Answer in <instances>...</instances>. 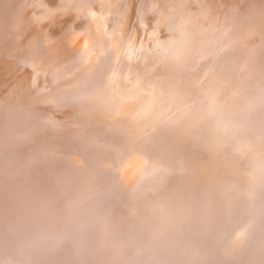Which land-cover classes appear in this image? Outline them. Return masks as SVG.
Masks as SVG:
<instances>
[{
    "label": "rangeland",
    "instance_id": "374dc122",
    "mask_svg": "<svg viewBox=\"0 0 264 264\" xmlns=\"http://www.w3.org/2000/svg\"><path fill=\"white\" fill-rule=\"evenodd\" d=\"M21 0H0V80H1V82H0V159H2V158H4V163H5V165H3L2 167L3 168H1V165H0V172H3V170H5V171H7V172H11L12 170H14V169H16L17 170V167H18V170H21L22 169V171L24 172V170H25V172H24V174H25V176H26V178L28 179H30L33 183H36V184H39V183H41V181H42V178H43V174H44V172L43 171H48V170H52V168L55 166L56 167V162H55V157H57L56 155L57 154H59L58 153V151L59 152H61V150L63 151V147H64V145H66L65 146V150H68V147L69 146H74V150H76V152L73 150V149H71L72 150V152H75V153H73L72 154V156H75V155H77V156H75V158L76 159H78V160H76L75 161V163L74 164H72L71 163V165H73L74 166V168H76L77 166L79 167H77L76 169H73V166L71 167V169H73L72 170V172L74 173H72L74 176L76 175H78L77 173H79V176H80V182H78V185L79 184H82V185H77V184H75L74 185V187H76V189L73 187V184H71V185H69V186H67L66 187V189L65 190H67V193H64L63 191H61V190H58V189H56V188H54V190L51 192V196H53V197H51V199H56L57 197H61V198H67V200H68V198H69V200L71 199V201H73V202H71V204H74L75 202H76V204H74L75 206L76 205H78L77 207H80L81 206V208H82V211H81V213L80 214H78L77 215V217L75 216V217H73L71 220H70V224L68 225V227L69 228H67L66 227V231H62V232H59L58 234H54V235H52V236H50V237H46L45 239L44 238H42V239H40V240H38L37 241V243L35 244V245H37V244H39L40 246V248H42L43 247V249H41V250H39L40 248L38 247V245L37 246H35V245H33V247H36L35 249H37V250H35L33 247L27 252L29 255H28V258L26 259L25 257H16V258H14V257H12V259H8V262H9V264H50V263H48L49 262V260L51 261V264H55L56 262H58V263H56V264H60V263H62V261L60 260V259H62L63 260V262L64 263H62V264H76L77 263V259H78V263L77 264H97V262H98V264H109L110 262H113L112 264H115L116 262V264H128L129 263V261H130V263H131V260H132V263L133 264H180V263H182V264H210L211 262V264H227V263H225V262H229L228 264H235L238 260V263H236V264H264V255H263V252L262 251H264V248H263V246H264V235H263V237H262V235L261 234H264V148H262V146H264V129L262 130V128L264 127V111H261L258 115H257V117H258V119L259 120H252V121H248V123L249 124H247L248 125V127H247V125H245L243 122L245 121V118L242 120V121H240L241 120V118L242 117H240V116H236V115H232V114H225V116H224V114H222L221 112H222V109H223V106H222V104H221V102H218V100L220 101L221 100V95H220V93L216 90H212L211 89V86H210V84L209 83H202L201 84V86H202V90H200V88L199 87H201L200 86V80L202 79V75H203V73L202 74H200L201 72H202V69L204 68V67H202V66H204L205 65V62L204 61H202L203 60V58H202V56H201V54L199 55V54H197V53H194V55H192V57L190 56V57H188V58H186L185 60L184 59H182L183 61H187V62H189L188 64L186 63H181L182 65H180V66H178L177 68H175L176 69V71H174L173 73H175L174 74V76L176 77V79H175V77H173V76H171V73H172V70L174 69V65H175V63L174 62H169V63H166L165 62V56L163 55V53H159V51H152V52H149V53H146V56H147V58H145L144 59V62H141V66L144 68L142 71H143V73L144 72H146V75L148 76V77H150V79L152 80V81H154V82H156L157 80H159V79H161V78H163V80L164 81H167V80H169V79H171L172 77H173V79H171L170 80V83L171 82H176L175 84L173 83V84H170L169 86L167 85V83H166V85L168 86V87H166L163 91H165V92H158V93H160V95L158 94V97H162V99H163V102H160L159 100H160V98H159V100H158V97L156 96V98H154L153 97V95H152V99L150 98L151 96H149L148 98H147V101H146V95H145V97H144V95H143V98H142V96L139 98V100L137 101V100H133V101H131V103L134 105L135 103H136V109H134L133 110V112H130L126 117H124V116H115L114 115V113H113V111H111L110 109L109 110H106V113L107 114H104V115H102L101 117H100V119L99 118H96V123H98L97 125H98V127H91V125H89V124H87V122L88 121H91V117L90 116H95V112L93 111L92 113H88L87 111H88V109L87 108H92V106H91V104L93 105V102H91L90 100H88L87 99V97L86 96H81V94L82 93H87V92H89L90 91V87H91V82H90V80H89V78H91V81L93 82V83H100L99 81L97 82V81H94V80H99V78L101 77V75H102V73H101V75H100V73H98L97 74V76H96V71H91V73H92V75L90 76V70H89V68L88 69H86V68H82V67H79V69L76 71V72H78V76H73L72 78H68V79H60V76H61V78H64L63 76H65L66 74H72V69L70 68L71 66H68L67 68H65V67H58V68H54V67H50L49 69L48 68H45L42 64H40V61L43 59V58H45V53H46V51L48 50V48H49V46H48V44H45V43H43V42H46L45 40H44V38H41V37H38L37 35H36V33H33L32 31H34L35 32V28L34 27H32V25H30L29 26V24H34L35 22L36 23H38L40 20L41 21H44V14H41L42 12H38L39 11V8L42 6V5H46L47 4V1L48 0H28V2H27V0H25V3L23 2L24 0H22V2L24 3H22V2H20ZM45 1V2H44ZM60 1V2H59ZM73 0H65V2H64V0H58V2H56L58 5H55V7H54V5H53V7L54 8H52V7H50V8H52V10L54 11V12H58V10H59V12H61V11H64L66 8V6L65 5H63L64 3L66 4L67 2V4L69 5V4H71V2H72ZM106 2H105V4L103 5L104 7H103V11H102V15L100 14V16L101 17H104L105 19L107 18V19H111L112 17H113V15L114 14H112V12H109L110 10H111V8H109V5H110V3H112V1L111 0H105ZM110 3H109V2ZM133 1V0H132ZM64 2V3H63ZM134 2V1H133ZM3 3V4H2ZM17 3H18V6H17ZM35 3V4H34ZM42 3V4H41ZM55 3V4H56ZM59 3H61V5L59 4ZM10 4V5H9ZM22 4V5H21ZM30 4L33 6V8H32V6L30 7V9H28L29 8V6H30ZM34 4V5H33ZM66 4V5H67ZM36 5H41L40 7L39 6H36ZM106 5H107V7H106ZM20 6V7H19ZM21 6H22V9H20L21 8ZM64 8H63V7ZM15 7V8H14ZM8 8V9H7ZM14 8V9H13ZM32 8V9H31ZM57 8V9H56ZM106 8H108L107 10H106ZM13 9V10H12ZM16 9V10H15ZM19 9V10H18ZM27 9H28V11H27ZM62 9V10H61ZM64 9V10H63ZM21 10V11H20ZM30 10V11H29ZM37 11L35 14L36 15H34L33 13L35 12V11ZM61 10V11H60ZM77 10V9H76ZM7 11V12H6ZM19 11V12H18ZM32 11V12H31ZM6 12V13H5ZM9 12V13H8ZM16 12V13H15ZM24 12V13H23ZM27 12V15L25 14ZM75 12H77V11H75ZM105 12V13H104ZM109 12V14H106V13H108ZM29 13V14H28ZM23 14H25V15H23ZM34 16H33V15ZM41 14V15H40ZM105 14V15H104ZM15 15V16H14ZM6 16V17H5ZM8 16V17H7ZM14 17V19H13V17ZM24 16V17H23ZM26 16V17H25ZM28 16H30L29 18H32V16H33V18L34 19H29L28 18ZM108 16H111L110 18L108 17ZM135 16L136 15H130V18H129V20L126 22V26H125V29H126V31H129V28H131V27H134V26H136L139 22L135 19ZM24 19H23V18ZM36 17V18H35ZM39 17H41V18H39ZM87 17V16H86ZM117 18V14H116V16L114 15V17H113V19H111L110 21H112L111 23H109L110 21H105V23H104V26H103V28L104 27H106V26H108L109 27V25L110 24H112L113 22H115L116 21V19H114V18ZM7 19V20H5V19ZM11 18V19H10ZM18 19V20H17ZM20 19L22 20V21H24V22H22V21H20ZM26 19V20H25ZM36 19V20H35ZM91 18H88V19H85L84 20V23H82V25H80V30L78 29V27H77V31H76V33H75V35H76V38L75 39H73V42H74V47L76 46V47H80L81 45L80 44H82V45H84V48H85V50H87V48H89V49H91L92 47H91V42H92V39H89V38H91L90 36H89V32H87L88 31V29H89V25L91 24V23H93V25H95L94 24V22H95V20L93 21V20H90ZM14 20V21H13ZM33 20H35L34 22H33ZM86 20H87V22H86ZM7 21V22H6ZM19 21V22H18ZM40 21V22H41ZM18 22V23H17ZM88 22H90L89 24H88ZM101 22L103 23V21L101 20ZM22 23H24L27 27H28V29L26 30V28L27 27H25V25L23 24V26H22ZM99 23V24H98ZM17 24H18V26H17ZM20 24V25H19ZM107 24V25H106ZM2 25V26H1ZM4 25V26H3ZM11 25V26H10ZM96 25H101V23L99 22V21H97V24ZM95 25V26H96ZM103 25V24H102ZM101 25V26H102ZM34 26V25H33ZM48 26V25H47ZM60 26H63V25H60ZM143 23H142V25L140 24L139 25V27L138 26H136V27H134L133 28V30H135V31H133V32H137L136 34L135 33H133V34H131V37H129V36H125V41H123L124 40V36H123V31H122V29H121V27L119 28V29H117L116 31H117V36L116 37H119V40L118 41H120L122 44H121V47H119L120 45V43L119 42H117V46H118V48L120 49L119 51L121 52H123L124 51V49H125V47L127 46V50L125 51V52H127V53H130L129 54V57L130 56H132L133 54H135L136 53V51H135V48L136 47H138L137 46V44L139 45V42H140V39H141V37L145 40V35L144 34H142V31H143ZM18 29H17V28ZM57 27H59V25H57ZM88 28V29H86V28ZM10 28V29H9ZM32 29V31H31V29ZM34 28V29H33ZM51 27H49V28H47V30H45V32H47L48 30V33L50 34V32H53L54 31V28H51ZM85 28V29H84ZM110 28V27H109ZM138 28V29H137ZM140 28H141V30H140ZM20 29V30H19ZM53 29V30H52ZM55 29H57V32H60L61 33V31H59L58 30V28H55ZM81 29H83V30H81ZM105 29V28H104ZM121 29V30H120ZM25 30V31H24ZM30 30V31H29ZM79 30V31H78ZM102 30V29H101ZM6 31V32H5ZM80 31H81V33H80ZM115 31V32H116ZM138 31H139V33H138ZM4 32V33H3ZM8 32V33H7ZM14 32V33H13ZM18 32V33H17ZM26 34H25V33ZM79 32V33H78ZM84 32V33H83ZM118 32H120L121 33V35H119V33ZM8 34V35H6V34ZM24 33V34H23ZM33 33V34H32ZM38 33H40V32H38ZM53 33H55V32H53ZM53 33H52V37H57L58 35V33L57 34H54V36H53ZM78 33V34H77ZM10 34V35H9ZM16 34V35H15ZM21 34H22V36H21ZM29 34H30V36H29ZM62 34V33H61ZM85 35V37H84V35ZM135 34V35H134ZM141 36H139V35ZM155 34V33H154ZM154 34L151 36V40H150V43L152 42V41H157L158 40V35L157 36H154ZM15 35V36H14ZM57 35V36H56ZM64 36H62V38L63 37H66L65 36V33L63 34ZM69 35H70V32H69ZM77 35H79V36H77ZM144 35V36H143ZM19 36V37H18ZM24 36H26L24 39L26 40L27 38L29 39V42H28V40H27V42H26V44L24 45V46H20L18 43V41H19V39H21V38H23ZM45 36V33L43 34V36L42 37H44ZM120 36L122 37L121 39H123V40H120ZM139 36V37H138ZM9 37V38H8ZM13 37V38H12ZM21 37V38H20ZM33 37H34V41H33ZM54 37V39H56ZM67 37H70V36H67ZM85 39H84V38ZM132 37H137L136 38V40L134 39V38H132ZM17 38V39H16ZM36 39V40H35ZM80 39H82V40H80ZM84 39V40H83ZM128 39V40H127ZM3 40V41H2ZM32 40V41H31ZM50 40V39H49ZM59 40V39H58ZM57 39H56V41H58ZM138 40V41H137ZM144 40H143V42H142V44H140L139 45V47H141V46H143V44H144ZM4 41H6V42H4ZM17 41V42H16ZM123 41V42H122ZM127 41H128V43H127ZM130 41V42H129ZM3 42V43H2ZM8 42V43H7ZM13 42V43H12ZM21 42V41H20ZM33 42H34V44H33ZM50 42H52V41H50ZM53 42H55V40L53 41ZM52 42V43H53ZM83 42V43H82ZM132 42V43H131ZM15 43V44H14ZM47 43V42H46ZM58 43V42H57ZM77 43H80V44H77ZM93 43H94V41H93ZM4 44V45H3ZM32 44V45H31ZM126 44V45H125ZM129 44V45H128ZM263 44H264V39H263ZM262 44V46H260L261 48L259 49L260 50V53L263 51L264 52V49H262V48H264L263 45ZM7 46V48H6V46ZM46 47H45V46ZM52 45V44H51ZM55 45V44H54ZM35 46V47H34ZM40 47V49L41 50H37V49H39V47ZM44 46V47H43ZM129 46H131V47H129ZM134 46V47H133ZM4 47H5V49H4ZM19 47V48H18ZM23 47V48H22ZM36 47H37V49H36ZM130 49H129V48ZM133 47V48H132ZM18 48V49H17ZM45 48H47L46 49V51H45ZM20 49V50H19ZM30 49V50H29ZM11 50V51H10ZM34 50V51H33ZM20 51V52H19ZM31 51V52H30ZM37 51V52H36ZM161 51H162V49H161ZM1 52H2V54H1ZM35 52V53H34ZM40 52V53H39ZM190 53H192L193 51H189ZM4 53V54H3ZM7 53V54H6ZM10 53V54H9ZM16 53H17V58H16ZM25 54V55H24ZM27 54V55H26ZM6 55V56H5ZM8 55H10L9 57H8ZM36 55V58H34V56ZM43 55V56H42ZM23 56H25L24 58H23ZM40 56L42 57V58H40ZM195 56V57H194ZM255 55L253 54V58L254 59H252V61L253 60H255V57H254ZM5 59H4V58ZM22 57V58H21ZM128 57V58H129ZM199 59H201V60H199ZM201 57V58H200ZM250 58V56H246V58ZM263 57H264V53H263ZM3 58V59H2ZM10 59H12V60H10ZM26 59V60H25ZM28 59V60H27ZM32 59V60H31ZM37 59V60H36ZM2 60V61H1ZM9 60V61H8ZM15 60V61H14ZM25 60V61H24ZM192 60H193V62H195V65H196V67H191V66H189V64H193V62H192ZM5 61V62H4ZM26 61H27V63L29 64H27L26 63ZM256 61V60H255ZM24 62L27 64H25V66H24ZM198 62V63H197ZM7 63H9V64H7ZM13 63V64H12ZM132 63V62H131ZM6 64V65H5ZM20 64V65H19ZM21 64H22V66H23V68H22V66H21ZM31 64V65H30ZM39 64H40V66H39ZM135 64V63H134ZM200 64V65H199ZM257 64V63H256ZM35 65V66H34ZM184 65V66H183ZM186 65V66H185ZM258 65V64H257ZM10 67V69H9V67ZM28 68H27V67ZM42 66V67H41ZM176 66V65H175ZM188 66V67H187ZM4 67H7V68H4ZM18 67V68H17ZM26 69H25V68ZM3 68V69H2ZM20 68H21V70H20ZM60 68V69H59ZM133 68H134V70H135V65H133V64H131L129 67H128V71H134L133 70ZM193 68H194V70L196 69V68H198V69H196V71H198V73H196L195 75H194V73H192V71H194L193 70ZM9 69V70H8ZM19 69V70H18ZM24 69V70H23ZM30 69V70H29ZM33 71H32V70ZM37 69V70H36ZM56 69V70H55ZM83 69V70H82ZM131 69V70H130ZM191 69V70H190ZM263 70H264V68H262ZM261 69V70H262ZM2 70H3V72H2ZM4 70H6L5 72H4ZM17 70V71H16ZM27 70V71H26ZM29 70V71H28ZM36 70V71H35ZM52 71L53 72V74L50 72V71ZM65 70V71H64ZM81 70V71H80ZM87 70V71H86ZM204 70V69H203ZM23 71V73H24V75H23V73H21ZM32 71V72H31ZM187 73V75H186V73ZM16 72V73H15ZM30 72V73H29ZM44 74H43V73ZM81 72V73H80ZM84 72V73H83ZM181 72V73H180ZM21 73V74H20ZM28 73V75H26V74ZM33 73V74H32ZM40 73V74H39ZM157 73H158V76H157ZM192 75H191V74ZM263 74H264V71L262 72ZM12 74V75H11ZM14 74V75H13ZM38 74L40 75V76H38ZM52 74V75H51ZM56 74V75H55ZM58 74V75H57ZM73 74H75L74 72H73ZM104 74V73H103ZM109 73H106V74H104V76L102 75V77L100 78L101 80L102 79H104V80H102V81H104V82H102L101 81V83L102 84H106V83H108L109 84V80H108V78L109 79H111L110 77H111V74L110 75H108ZM185 74V75H184ZM190 74V75H189ZM23 77H22V76ZM31 77H30V76ZM34 77H33V76ZM36 75V76H35ZM55 77H54V76ZM60 75V76H59ZM87 75V76H86ZM89 75V76H88ZM107 75V77H105ZM200 75H201V79H200ZM3 76V77H2ZM11 76H13V77H15V78H13V77H11ZM84 76V77H83ZM95 76L97 77V78H95ZM110 76V77H109ZM181 76V77H180ZM185 76H186V79H185ZM189 76V77H188ZM198 76V77H197ZM27 77V78H26ZM38 77V78H37ZM50 77V78H49ZM104 77V78H103ZM177 77H179V79L177 78ZM183 77H184V79H183ZM24 80H23V79ZM37 80H36V79ZM40 78V79H39ZM52 78H54V79H52ZM88 78V79H87ZM192 78V79H191ZM194 78L195 79H197V80H194ZM21 79H22V81H21ZM28 79V80H27ZM31 79V80H30ZM42 79V80H41ZM80 79H82V80H80ZM83 79L85 80V81H83ZM107 79V80H106ZM200 79V80H199ZM25 80H26V82H25ZM40 80H41V83H40ZM47 80H49V81H47ZM51 80V81H50ZM60 80H61V82H60ZM75 80H77V81H75ZM79 80V81H78ZM185 82H184V81ZM189 80V81H188ZM14 81V82H13ZM64 81V82H63ZM75 81V82H74ZM91 83L90 85H89V82ZM105 81H106V83H105ZM192 81H193V83H192ZM196 81V82H195ZM4 82V83H3ZM29 82H30V85H31V87H30V85H29ZM32 82V83H31ZM36 82V83H35ZM68 82H69V85H68ZM82 82V83H81ZM87 82V83H86ZM182 82H183V84H187L188 86H193V85H195L194 86V88L192 89V90H190L189 92H187V91H179L178 90V83H180V84H182ZM13 83V84H12ZM49 83V84H48ZM58 83H59V85H58ZM66 85H65V84ZM76 83V84H75ZM78 83V84H77ZM79 83H81L80 85H81V87H80V85H79ZM195 83V84H194ZM1 84H3V85H1ZM41 84V85H40ZM45 84H46V86H45ZM62 84H64V85H62ZM72 84H73V86H72ZM86 84V85H85ZM111 84V83H110ZM182 84V85H183ZM191 84V85H190ZM14 85H16V86H14ZM21 85V86H20ZM198 85H199V87H198ZM41 86V87H40ZM52 86V87H51ZM58 86V87H57ZM63 86H65V87H63ZM66 86H70V87H66ZM88 86V88H86ZM92 86H93V84H92ZM173 86V88H171ZM2 87V88H1ZM9 87V88H8ZM14 87L17 89H14ZM21 87H23V88H21ZM34 87H35V89H34ZM54 87H55V89H54ZM59 87H61L62 89H64L63 91L61 90V88L59 89ZM84 87V88H83ZM196 87H198V90L196 89ZM27 88V89H26ZM58 88V89H57ZM71 90H70V89ZM83 88V90L85 91H83V90H81ZM206 88V89H205ZM12 89V90H11ZM69 89V90H68ZM133 89V88H132ZM177 89V90H176ZM16 90V91H15ZM26 90H27V92H26ZM32 90H34V91H32ZM36 90V91H35ZM52 90H54L53 91V93H55V94H53L52 93V96L50 95L51 94V92H52ZM58 90H59V94L60 95H58ZM61 90V91H60ZM172 90H174V91H172ZM194 90H195V92H194ZM197 90V91H196ZM210 90V91H209ZM29 91H30V93H29ZM51 91V92H50ZM67 91V95H66V92ZM83 91V92H82ZM133 91H135L134 89H133ZM167 91L168 92H170V94H169V96H168V93H167ZM172 91V92H171ZM176 91V92H175ZM22 92V93H21ZM26 92V93H25ZM63 94H62V93ZM207 92H209V93H207ZM20 93V94H19ZM32 93H33V95H32ZM35 93V94H34ZM50 93V94H49ZM74 93V94H73ZM129 93V92H128ZM164 93H166V94H164ZM195 93V94H194ZM207 93V94H206ZM11 94V95H10ZM45 94H47L48 96H46ZM73 94V95H72ZM77 94V95H76ZM79 94V95H78ZM162 94V95H161ZM171 94H172V96H171ZM177 94V95H176ZM181 94V95H180ZM24 95V96H23ZM35 95V96H34ZM37 95H39V96H37ZM41 95V96H40ZM56 97V100H54L53 99V97L54 96ZM63 95H64V98H63ZM166 95V97L164 98V96ZM196 95V96H195ZM50 96L52 97V99L50 98ZM61 96V97H60ZM73 98V101H71L70 100V98ZM72 96V97H71ZM76 96V97H75ZM78 96H80V98H79V100H78ZM187 96V97H186ZM195 96V97H194ZM9 97V98H8ZM20 99H19V98ZM27 97V98H26ZM40 99H39V98ZM44 99H43V98ZM50 98V99H47L46 100V98ZM61 98V99H59V98ZM65 97H66V100H67V97L69 98L68 100L69 101H71V102H69L70 103V106L72 105L73 106V108H71V107H67L68 105H67V103L66 104H64V100H65ZM170 97V98H169ZM171 97H172V99H171ZM186 97V98H185ZM212 97H213V99H212ZM3 98V99H2ZM63 98V99H62ZM74 98H77L76 100L74 99ZM141 98H142V100H141ZM167 98H169V99H167ZM183 98H185V99H183ZM196 98V99H195ZM206 98H207V100H206ZM14 99V100H13ZM42 99V100H41ZM86 101H85V100ZM161 99V100H162ZM171 99V100H170ZM13 100V101H12ZM28 102H27V101ZM37 100V101H36ZM43 100H46V102L44 101L43 102ZM58 100V101H57ZM59 100L61 101V102H59ZM67 100V101H68ZM176 100H178V101H176ZM201 100V101H200ZM21 101V102H20ZM41 101V102H40ZM49 101H53V102H49ZM54 101H57L56 102V104L54 103ZM77 101L79 102L78 103V105L81 103V105H79V106H82L83 107V109L84 110H82L81 108L82 107H80L79 108V106L77 105L76 106V104H77ZM192 101H193V104H192ZM202 101H204V102H202ZM12 102H13V104H12ZM40 102V103H39ZM63 102V103H62ZM179 102V104H177V103ZM208 102H210V104L212 105L211 106V108H209L208 109V111H210L211 112V114H212V116H217L218 118V120L216 121V123L217 124H215L214 125V127L212 126L211 128H212V131H215L216 133H215V135L218 137V139H216V136L213 138V140L211 141V140H209V139H205V138H203L202 136V134H199L198 132H197V128L199 127L195 122H197L198 121V117H195L196 115L198 116V111L197 110H199V108L200 107H206V105L208 104ZM212 102H213V104H212ZM27 103V104H26ZM30 103V104H29ZM49 103H52V105L51 104H49ZM54 103V104H53ZM58 103H62L61 105L62 106H64L65 108H63V107H61V108H59L61 105L60 104H58ZM86 103H87V105H86ZM186 103V104H185ZM219 103V104H218ZM29 104V105H28ZM37 104H38V106H37ZM73 104H75V105H73ZM172 104V105H171ZM185 104V105H184ZM196 104V105H195ZM13 105H15V106H13ZM32 105V106H31ZM49 105V106H48ZM58 105V106H57ZM90 105V106H89ZM178 105V106H177ZM187 105V106H186ZM220 105V106H219ZM28 106V109H26L25 107H27ZM30 106V107H29ZM52 106V107H51ZM76 106V107H75ZM177 108H176V107ZM15 107H16V109H15ZM36 107V108H35ZM46 107V108H45ZM80 109V111L78 110V108ZM172 107H174V109L172 108ZM184 107V108H183ZM189 107V108H188ZM219 107H220V109H219ZM182 109V111H180L181 109ZM185 108H187L186 110H185ZM192 108V109H191ZM32 109V110H31ZM178 109V110H177ZM211 109V110H210ZM21 110V111H20ZM24 110V111H23ZM31 110V111H30ZM49 110V111H48ZM82 110V111H81ZM206 110H207V108H206ZM8 111H10V112H8ZM15 111V112H14ZM47 111V112H46ZM51 111V112H50ZM22 112V113H21ZM38 114H37V113ZM57 112V113H56ZM100 111H98L97 113H99ZM175 112V113H174ZM180 112V113H179ZM17 115H16V114ZM24 113H25V115H24ZM28 113V114H27ZM44 113V114H43ZM59 113V114H58ZM86 113V114H85ZM95 113V114H94ZM134 113V114H133ZM174 113V114H173ZM185 113H186V115H185ZM89 114V115H88ZM92 114H94V115H92ZM173 114V115H172ZM177 114V115H176ZM219 114V115H218ZM26 117V120H25V117ZM34 115V116H33ZM38 115V116H37ZM43 115V116H42ZM86 115H88V116H86ZM189 115V116H188ZM261 115V120H260V118H259V116ZM31 116V117H30ZM36 116V117H35ZM41 116V117H40ZM52 116V117H51ZM132 116V117H131ZM182 116V117H181ZM221 116H223V117H221ZM22 117H24V118H22ZM35 117V118H34ZM37 117H39V118H37ZM96 117H99L98 115H96ZM102 117H104L103 119L104 120H102ZM226 117V118H225ZM240 117V118H239ZM34 118V119H33ZM95 118V117H94ZM130 118V119H129ZM187 118V119H186ZM221 118V119H220ZM226 120H225V119ZM38 119V120H37ZM262 119H263V121H262ZM35 120H37V122L35 121ZM187 120V121H186ZM224 120V121H223ZM231 120H232V123H231ZM236 122H235V121ZM33 121H35V123L33 122ZM226 121V122H225ZM255 123H254V122ZM260 121L261 122H263V123H260ZM43 122H45V123H43ZM48 122V123H47ZM178 122V123H177ZM183 122V123H182ZM193 124H192V123ZM234 122V123H233ZM238 122V123H237ZM12 123V124H11ZM70 123V124H69ZM188 123V124H187ZM222 123H224L223 125H222ZM229 123V124H228ZM230 123H231V125H230ZM253 123V124H252ZM256 123H257V125H256ZM24 124H26V125H24ZM201 124V123H200ZM259 124H261V125H259ZM100 125V126H99ZM142 125V126H141ZM180 125H182L181 127H180ZM192 127H191V126ZM202 125V124H201ZM228 125V126H227ZM234 125V126H233ZM241 125V126H240ZM253 125H255V127L256 128H253L254 126ZM172 126V127H171ZM184 126H186V127H184ZM187 126H188V129L186 130L185 128H187ZM232 126V127H231ZM52 127V128H51ZM173 127H175L177 130H175V128H173ZM182 127H183V130H182ZM189 127H191V128H189ZM262 127V128H261ZM31 128V129H30ZM39 128V129H38ZM43 128V129H42ZM95 128H97V130L95 129ZM196 130H195V129ZM200 128V127H199ZM229 128V129H228ZM230 128H231V130H230ZM261 128V129H260ZM4 129V130H3ZM17 129V130H16ZM60 129V130H59ZM137 129H140V130H137ZM161 129H162V131H164L165 132V134L167 133V135H168V138H166L167 137V135H162V134H164V133H162L161 134ZM181 131H180V130ZM184 129H185V131H184ZM192 129V130H191ZM222 129V130H221ZM238 129V130H237ZM258 129L260 130V131H258ZM31 130V131H30ZM33 130V131H32ZM57 130H59L60 131V133H59V131H57ZM109 130V132L108 133H106L107 131ZM112 130H114V131H116V133L113 135L112 134V137L111 136H109L108 134H110L111 135V131ZM143 130V131H142ZM228 130V131H227ZM15 131H16V133H15ZM49 131V132H48ZM169 131H170V133H169ZM256 131V132H255ZM14 132V133H13ZM76 132V133H75ZM105 132V133H104ZM111 132V133H110ZM119 132V133H118ZM160 132V133H159ZM171 132H172V135H171ZM182 132V133H181ZM184 132H186L185 134H184ZM232 132V133H231ZM243 132V133H242ZM253 132V133H252ZM262 132V133H261ZM60 134V135H58V134ZM106 134V135H104V134ZM171 135H169V134ZM224 133V134H223ZM258 133V134H257ZM17 134V135H16ZM40 134H43V136L41 137V139H39L40 137H38ZM91 134H92V136H91ZM123 134V137L121 138V137H118L119 135L121 136ZM132 134V135H131ZM133 134H134V136H133ZM184 134V135H183ZM248 134V135H247ZM88 135H90V136H88ZM115 135H116V137H115ZM156 135L159 137V135H160V137H159V140H158V137H156ZM162 135V136H161ZM199 135H202V136H199ZM244 135V136H243ZM62 136V137H61ZM67 136V137H66ZM80 136V137H79ZM87 136V137H86ZM105 136H107V137H105ZM114 136V137H113ZM131 136H132V138H131ZM149 136V137H148ZM154 136H155V138H154ZM242 136L244 137V138H242ZM250 136V137H249ZM258 136H259V138H258ZM91 137V138H90ZM97 137V138H96ZM125 137V138H124ZM193 137V138H192ZM213 137V136H212ZM220 137V138H219ZM246 137V138H245ZM251 137H253L252 139H251ZM263 139H262V138ZM63 138H64V140H63ZM66 138H68V139H66ZM76 138V139H75ZM87 139V138H89V140H90V142H89V140H87V141H85V139ZM94 138V140H96L97 141V143H96V141H91L92 139ZM115 138V139H114ZM118 138H121L120 139V141H119V139ZM126 138H128V140H126ZM137 138V139H136ZM249 140H248V139ZM261 138V139H260ZM75 139V140H74ZM106 139H109L110 141L109 142H111V143H109L108 142V144H107V141L108 140H106ZM118 139V140H117ZM123 139V140H122ZM124 139H125V141H124ZM151 140L152 139V141L153 142H155V140H156V142L154 143V145H153V142H150L151 144H149V145H152L151 147V149H152V151L151 150H149L148 148H147V146L145 147V148H143V146H145V145H143V144H146V142H147V140ZM163 139H168L167 140V142H166V140H163ZM174 139H176V140H174ZM186 139V140H185ZM214 139H216L217 141L215 142L214 141ZM225 139V140H224ZM242 139V140H241ZM254 139V140H253ZM59 140H61V142L59 141ZM65 140H67V141H65ZM68 140H70L71 142H68ZM72 140H73V143H72ZM103 140H105V141H103ZM138 140V141H137ZM172 142H171V141ZM184 140V141H183ZM222 140V141H221ZM234 140V141H233ZM238 140V141H237ZM246 140V141H245ZM248 140V141H247ZM261 140V141H260ZM57 141H59V143L57 142ZM63 141V142H62ZM79 142V143H77V142ZM84 141V142H83ZM117 141H119L120 143H118ZM127 141V142H126ZM130 141V142H129ZM227 141V142H226ZM236 141V142H235ZM253 142V143H251V142ZM262 141H263V143H262ZM17 142V143H16ZM27 142V143H26ZM56 144H54V143ZM67 142V143H66ZM74 142H76V144H74ZM87 142V143H86ZM94 142V143H93ZM99 142H100V145H98L99 144ZM106 142V143H105ZM113 142V143H112ZM117 143V146L115 145V149H117L118 147V149L119 150H115L114 149V144H116ZM123 142V143H122ZM165 142V143H164ZM239 142V143H238ZM247 142V143H246ZM22 143V144H21ZM58 143V144H57ZM64 143H66V144H64ZM86 143V144H91L90 146H84L83 147V145ZM94 144V146H93V144ZM104 143V144H103ZM170 143V144H169ZM174 143V144H173ZM52 144V145H51ZM59 144H61V145H59ZM85 144V145H86ZM102 144V145H101ZM122 144V145H121ZM166 144V148H168V149H166L165 151H164V145ZM178 144V145H177ZM179 144H181V145H179ZM240 144V145H239ZM242 144H245V146L244 145H242ZM249 144V145H248ZM76 145V146H75ZM78 145H80V149H82V147H83V149L86 151H84L83 149L82 150H80L79 149V146ZM108 145V146H107ZM111 145V146H110ZM170 145V146H169ZM171 145H173V146H171ZM202 145V146H201ZM13 146V147H12ZM53 146V147H52ZM91 146H93V147H91ZM99 147V148H97V147ZM162 146V147H161ZM179 146V147H178ZM259 146V147H258ZM58 147V148H57ZM61 147V148H60ZM86 147V148H85ZM87 147H88V149H87ZM90 147H91V149H90ZM97 148V151H94V150H96V148ZM110 147H112V148H110V151H109V148ZM117 147V148H116ZM170 147H171V149H170ZM183 147V148H182ZM197 147H198V149H197ZM261 147V148H260ZM54 148V149H53ZM70 148H72V147H70ZM77 148V149H76ZM93 148H95V149H93ZM106 148V149H105ZM108 148V149H107ZM160 148V149H159ZM180 148V149H179ZM182 148V149H181ZM246 148L248 149V150H246ZM5 149V150H4ZM47 149V150H46ZM59 149V150H58ZM79 149V150H78ZM101 149H102V151H101ZM111 149H112V152L115 150V152L114 153H112L111 152ZM177 149V150H176ZM195 149V150H194ZM258 149V150H257ZM9 150V151H8ZM11 150V151H10ZM13 150H15V152L13 151ZM18 150V151H17ZM64 150V151H65ZM77 150H78V152L79 153H77ZM90 150V151H89ZM92 150V151H91ZM107 150V151H106ZM136 150H138V151H136ZM143 150H144V152H146V154L145 153H143ZM171 152H170V151ZM183 150H186V151H184L183 153H186L187 155H185V154H183L182 153V151ZM191 150V151H190ZM221 150V151H220ZM245 150H246V152H245ZM261 150H263V151H261ZM6 151H8V152H6ZM12 151H13V153H12ZM80 151L81 152H83L82 154H85L86 155V157H84L85 155H82V158H80L79 156H81V153H80ZM106 151V152H105ZM121 151V153L120 154H118V155H116L117 154V152H120ZM134 151H136V152H134ZM155 151H157L156 152V154H154L155 153ZM161 153H160V152ZM175 151H176V154L178 153V155H176L175 154ZM188 151H189V153H188ZM224 151V152H223ZM240 151V152H239ZM250 151H251V153H250ZM10 152H11V154H10ZM68 152V151H67ZM90 153V154H88V153ZM109 152V153H108ZM111 152V153H110ZM137 152H139V154H137ZM150 152V153H149ZM192 152V153H191ZM208 154H207V153ZM254 152V153H253ZM256 152H258V153H256ZM9 153V154H8ZM15 153V154H14ZM94 153V154H93ZM135 153H136V155H135ZM143 155H142V154ZM160 153V154H159ZM172 153V154H171ZM203 153V154H202ZM244 153H246V155L247 154H250V156L249 155H245ZM5 154V155H4ZM78 154H80V155H78ZM95 154H97V155H95ZM105 154H108V156L107 155H105ZM113 154V155H112ZM126 154V155H125ZM130 154H132L133 156L135 155V156H137V158H138V156H139V158H138V164H136L137 162H136V160L133 158V156H131L133 159H134V161H133V163H132V161H131V159H127L126 157H128L129 158V155ZM145 154V155H144ZM148 154V155H147ZM158 154L159 155H163V159L164 160H160V158H158ZM181 154V155H180ZM206 156H205V155ZM255 154V155H254ZM259 154V155H258ZM3 155V156H2ZM8 155V156H7ZM10 155V156H9ZM16 155V156H15ZM110 155H112V156H110ZM156 155H157V158L155 159V157H156ZM169 155V156H168ZM173 155V156H172ZM174 155H175V157L177 158L178 156L180 157L179 159H174ZM258 155V156H257ZM6 156V157H5ZM87 156H89V157H87ZM107 156V157H106ZM116 156H117V158H116ZM121 156V158H119L118 159V157H120ZM124 156H126V157H124ZM134 156V157H135ZM144 156V157H143ZM146 156V157H145ZM151 156H153V157H151ZM169 157V158H166V157ZM171 156V157H170ZM190 156V157H189ZM195 156H196V158H195ZM201 156V157H200ZM260 156V157H259ZM11 159H10V158ZM16 157V158H15ZM48 157V158H47ZM84 157V158H83ZM98 158V157H100L99 159H92V158ZM105 157V158H104ZM110 157H112L111 159H110ZM205 157V158H204ZM226 157H227V159H226ZM245 157H246V159H245ZM250 157V158H249ZM258 157V158H257ZM43 158V159H42ZM74 158V157H73ZM74 158V159H75ZM86 158V160H84ZM89 158V159H88ZM104 158V159H103ZM124 158V159H123ZM141 158H142V160L144 161H142L141 162ZM150 158H152L151 160H149ZM173 158V159H172ZM181 158H182V160H181ZM198 158V159H197ZM201 158V159H200ZM239 158V159H238ZM7 159V160H6ZM21 159V160H20ZM93 161H92V160ZM105 159H107V160H105ZM108 159H109V161H111V160H113L111 163L108 161ZM118 159V160H117ZM171 159V160H170ZM242 159V160H241ZM249 159V160H248ZM21 161V162H19V161ZM47 160V161H46ZM84 160V161H83ZM97 160H98V162H97ZM116 162H115V161ZM129 160V161H128ZM176 160V161H175ZM188 160H190V162L191 163H189V161ZM202 160H206L205 162L204 161H202ZM244 160V161H243ZM245 160H246V164H245ZM252 160V162H249V161H251ZM259 160V161H258ZM86 161V162H85ZM92 161V162H91ZM101 161H102V163H101ZM119 161V162H118ZM126 163H124V162ZM139 161H140V163H141V165L139 164ZM53 162V163H52ZM54 162H55V164H54ZM79 162V163H78ZM80 162H82V163H80ZM91 162V163H90ZM96 162H97V164H96ZM105 162V163H104ZM107 162V163H106ZM118 162V163H117ZM122 162V163H121ZM134 162H135V164H134ZM164 162V163H163ZM171 162V163H170ZM255 162V163H254ZM7 163V164H6ZM20 163V164H19ZM94 163H95V165H94ZM113 163H116V164H118V165H114L113 166ZM145 163V164H144ZM175 163V164H174ZM184 163H185V165H184ZM204 163V164H203ZM254 163V164H253ZM263 165H262V164ZM9 164V165H8ZM14 164H15V166H14ZM78 164V165H77ZM81 164V165H80ZM98 164H100V165H102V166H98L99 168H105V169H109V170H106L105 171V169L103 170V172L105 171V173H103L102 172V174L103 175H101V173L99 174V172H98V170L97 171H95V168L97 167L96 165H98ZM103 164H105V165H109V166H105V165H103ZM112 164V165H111ZM129 164V165H128ZM143 164H144V168H145V170H143L144 168H143ZM188 164V165H187ZM197 164V165H196ZM230 164V165H229ZM260 164V165H259ZM22 165V166H21ZM40 165V166H39ZM92 165H93V167H92ZM126 165L127 166H129V167H126ZM134 165H136V166H134ZM137 165L139 166V167H137ZM146 165V166H145ZM175 165H177V166H175ZM250 165V166H249ZM253 165V166H252ZM255 165V166H254ZM20 166V167H19ZM39 166V167H38ZM85 166V167H84ZM91 166V167H90ZM105 166V167H104ZM123 166H125V167H123ZM130 166H134L133 167V172H132V169L130 170L129 168H132V167H130ZM174 168H173V167ZM50 167V168H49ZM95 167V168H94ZM114 169H113V168ZM118 167V168H117ZM136 167V168H135ZM241 167H244V169H242ZM117 168V169H116ZM119 168H120V170H119ZM126 169L127 168V170H123V169ZM135 168V169H134ZM141 168V169H140ZM176 168H177V170H176ZM184 168H186L185 169V171H184ZM188 168V169H187ZM191 168V169H190ZM84 171H83V170ZM173 169H175V170H173ZM234 169V170H233ZM252 169H253V172H252ZM254 169L256 170V172L254 171ZM78 172H77V171ZM94 170V171H93ZM111 170L113 171V172H111ZM118 170H119V172H118ZM137 170V172H138V170L139 171H144L145 173H141V172H138V173H140V174H138L137 172H135ZM192 170H194V171H192ZM236 170V171H235ZM243 170L245 171L244 173L245 174H247V181H246V175L243 173ZM38 171H39V173H38ZM86 171H87V173H86ZM90 172V174H89V172ZM93 171V172H92ZM102 171V170H101ZM107 171H109V172H107ZM128 171H130V172H128ZM195 171H197L196 173H195ZM217 171V172H216ZM233 171V172H232ZM238 171V172H237ZM250 171V172H249ZM85 172V173H84ZM95 172V173H94ZM109 173V174H107V173ZM121 172V173H120ZM123 172V173H122ZM124 172L125 173H127V174H125V176H123L124 175ZM183 172V173H182ZM215 172H216V174H215ZM242 172V174H239V173H241ZM43 173V174H42ZM81 173H82V175H81ZM97 173V174H96ZM115 173V174H114ZM118 173H120V174H118ZM133 173H134V175H136L137 176V178L140 180H138L137 178H134V176H132L133 175ZM136 173V174H135ZM177 173H179V174H177ZM194 173V174H193ZM213 173H214V175H213ZM249 173V174H248ZM37 174H39V175H37ZM42 174V175H41ZM107 174V175H106ZM111 174H112V176H111ZM118 174V175H117ZM138 174V175H137ZM174 174V175H173ZM214 176V178L213 177H211L212 175ZM236 174H237V176H236ZM251 174V175H250ZM253 174V175H252ZM72 175V176H73ZM92 175H94V177H96L95 179H94V177L92 176ZM116 175V176H115ZM131 175V176H130ZM141 175V176H140ZM173 175V176H172ZM192 175H193V177H192ZM197 175V176H196ZM242 175V176H241ZM244 175V176H243ZM83 176V177H82ZM88 178H87V177ZM99 176V177H98ZM118 176H123L122 178L121 177H118ZM135 176V177H136ZM138 176H140V177H138ZM145 176V177H144ZM148 176V177H147ZM179 176V177H178ZM191 176V177H190ZM241 176V177H240ZM248 176H249V180H248ZM254 177V179H253V177ZM41 177V178H40ZM85 177V178H84ZM102 177V178H101ZM103 177H104V179H103ZM107 177V178H106ZM111 178V179H109V178ZM126 177V178H125ZM133 177V180L135 181H133L131 178ZM143 179H142V178ZM162 177H163V179H162ZM173 177L175 178V179H173ZM212 179H211V178ZM238 177V178H237ZM245 177V178H244ZM3 178L5 179V176H3ZM89 180H87V179ZM92 178V179H91ZM100 178V179H99ZM116 178V179H115ZM117 178H120V180L122 179V181H120L119 179H117ZM128 178H130V180H131V183H128V182H130V180L128 179ZM146 178V179H145ZM148 178V179H147ZM151 178V179H150ZM182 179V180H180V179ZM189 178H190V181H189ZM207 178V179H206ZM255 178H256V180H255ZM38 179V180H37ZM81 179H83V180H81ZM84 179L88 182L87 184H86V181H84ZM110 180V182H111V180H112V182L110 183L109 181H106V180ZM123 179H124V181H123ZM128 179V180H127ZM136 179V180H135ZM150 179V180H149ZM156 179H157V181H156ZM173 179V181L174 180H176L175 182H173V181H171ZM186 179H187V181H186ZM259 179H261V180H259ZM114 180H115V182H114ZM116 180H118V181H116ZM179 180V181H178ZM197 180V181H196ZM207 181V184H206V181ZM216 180V181H215ZM232 180V181H231ZM44 181V180H43ZM76 181V182H75ZM74 182L75 183H77V180H75ZM102 181H103V183H104V186H102ZM108 183V185H106V182ZM142 181V182H141ZM147 181V182H146ZM159 181V182H158ZM164 183H163V182ZM185 181H186V183H187V185H186V183H185ZM196 181V182H195ZM204 181H205V183H204ZM243 181L245 182V184L243 183ZM255 181H256V183H255ZM39 182V183H38ZM82 182H84V183H82ZM93 182V183H92ZM141 182V183H140ZM169 182V184H167V183ZM192 182V183H191ZM193 182H195L196 183V185H195V183H193ZM209 182V183H208ZM231 182V183H230ZM240 182V183H239ZM7 184V182L4 180V184ZM125 183V184H124ZM127 183H128V187H127ZM134 185H133V184ZM136 183V184H135ZM137 183H140V185L139 184H137ZM143 183V184H142ZM161 183H163V184H161ZM166 183V184H165ZM170 183H171V185H170ZM174 183V184H173ZM175 183H176V186H174L173 187V185H175ZM179 183H180V186H179ZM182 183V184H181ZM184 183V184H183ZM230 183V184H229ZM237 183H239V184H237ZM243 183V184H242ZM250 183V184H249ZM88 184H92V186H90V185H88ZM113 184V185H112ZM130 184V185H129ZM142 184V185H141ZM159 184H161V185H159ZM202 184H204L205 186H208L207 188H209V189H205V186L204 185H202ZM210 184V185H209ZM237 184V185H236ZM242 185V190L244 191V188L248 185V187H246L247 189H248V192H250V190L251 189H253V190H251V192L250 193H247V190H246V188H245V190H246V192L244 191V194L241 192V189H240V193H239V186H241ZM112 185V186H111ZM118 185V186H117ZM133 185V186H132ZM138 185V186H137ZM145 187H144V186ZM159 185V186H158ZM169 186V187H167V190H165L166 189V187L165 186ZM181 185H182V187H181ZM190 185H192V186H190ZM232 185V186H231ZM236 185V187H234ZM239 185V186H238ZM245 187H244V186ZM252 185V186H251ZM260 187H258V186ZM83 186V187H82ZM105 186H106V188H105ZM108 186V187H107ZM140 186V187H139ZM144 187L145 189L143 190V188L142 187ZM148 186V187H147ZM155 186V187H154ZM160 186H163L162 188L160 187ZM179 186V187H178ZM183 186H184V188H183ZM190 186V187H189ZM222 186V187H221ZM4 187H5V185H4ZM7 189H5V190H8V189H11L12 190V186H10V185H8L7 184ZM92 187H95L96 189L98 188L99 190H96V189H94L93 188V191H92ZM104 187V188H103ZM111 187H112V189H111ZM132 187V188H131ZM158 189H157V188ZM173 187V188H172ZM237 187H239V188H237ZM39 188H41V187H39ZM72 188V189H71ZM81 188H83L84 189V191H83V189H81ZM114 188V189H113ZM116 188V189H115ZM148 188V189H147ZM156 188V189H155ZM169 188H171V189H169ZM175 188V189H174ZM186 188V189H185ZM190 188V189H189ZM191 188H193V190L191 189ZM203 188V189H202ZM222 188V189H221ZM238 190H237V189ZM250 188V189H249ZM56 189V190H55ZM75 189V190H74ZM86 189V190H85ZM101 189V190H100ZM136 189V190H135ZM138 189V190H137ZM151 189V190H150ZM156 192H154L153 190ZM162 189V190H161ZM179 191H177V190ZM183 189H185V190H183ZM225 191H224V190ZM88 190V191H87ZM89 190H91L90 192H89ZM113 190V191H112ZM125 192H124V191ZM134 190V191H133ZM147 191V192H144V191ZM157 190V191H156ZM168 190H169V192H168ZM173 190V191H172ZM188 190V191H187ZM211 191L210 192V195H211V193H212V195L210 196V195H208L209 193V191L208 192H205V191ZM261 190V191H260ZM55 191V192H54ZM71 191L72 192H74L75 191V193H71ZM77 191V192H76ZM98 191H100L99 192V194L97 193ZM101 191H104V192H101ZM115 191V192H114ZM136 191V192H135ZM143 193H142V192ZM158 191H159V194H158ZM163 191H167L166 192V194H165V192H163ZM172 191V192H171ZM183 191V192H182ZM194 192V194H193V192ZM221 191H223V192H221ZM235 191V192H234ZM82 192V193H81ZM108 194H107V193ZM128 192V193H127ZM152 192H154V195L152 194ZM162 192V193H161ZM177 192V193H176ZM181 192V193H180ZM185 192V193H184ZM189 194H187V193ZM225 192H227L228 193V195H231L230 197H232V195H233V197H232V199L231 198H229V196H226V194L227 193H225ZM230 192L232 193V194H230ZM60 193V194H59ZM69 193H71V195H73V196H71ZM90 193V194H89ZM94 193H96V194H94ZM103 193V194H102ZM109 193L111 194V195H109ZM133 193V194H132ZM137 193V194H136ZM140 193V194H139ZM145 193H147V194H145ZM148 193H149V195L151 194V196H149L148 195ZM160 193H161V195H160ZM164 193V195H162ZM179 193V194H178ZM185 195H183V194ZM192 193V194H191ZM199 193V194H198ZM200 193H205V197L203 196V194H200ZM207 193V194H206ZM89 194V195H88ZM93 194H94V196H96L97 194V196H96V198H93L92 196H93ZM104 196H102V195ZM136 194V195H135ZM157 194V195H156ZM168 194H169V196H168ZM190 194H191V198L190 197H188V196H190ZM221 194H225V196H223V195H221ZM235 194H236V196H237V199H239L238 201H237V199H236V197H235ZM246 194V195H245ZM63 195V196H62ZM67 195H69V196H67ZM78 195V196H77ZM100 195L103 197V198H101L100 197ZM144 195H148L149 197H147V196H144ZM160 195V196H159ZM179 195H182V196H180L179 198H177ZM188 195V196H187ZM194 195V196H193ZM200 195H202L204 198H205V200H204V198H202ZM208 195V196H207ZM251 195H252V197H251ZM90 196H91V198H90ZM109 196L112 198H109ZM119 196V197H118ZM140 196H141V198H140ZM144 196V197H143ZM167 196V197H166ZM177 196V197H176ZM194 198H193V197ZM222 196V198L223 199H226V200H223L222 198H220ZM246 197V199H243V197ZM56 197V198H55ZM71 197V198H70ZM78 197V198H77ZM89 197V198H88ZM97 197H98V199H97ZM117 197H118V199H119V201H117L118 199H117ZM145 197H147V199L145 198ZM153 197H154V199H153ZM158 197L160 198V199H158ZM165 199H164V198ZM182 197V198H181ZM185 197H186V199H185ZM188 197V198H187ZM207 197H209V199L207 198ZM210 197H211V199H212V197L214 198V199H210ZM227 197L230 199V201L229 202H227L228 200H227ZM235 197V198H234ZM80 198V199H79ZM96 200L95 201V203H94V201H92V202H90L91 200ZM107 198H108V200H107ZM117 200H116V199ZM157 198V199H156ZM181 198V199H180ZM193 198V199H192ZM201 198V199H200ZM207 198V199H206ZM89 199V200H88ZM100 199H102V200H104L105 202H103V203H101V204H99L100 202H101V200ZM113 199H115V200H113ZM142 199H144V200H142ZM152 199V200H151ZM164 199V200H163ZM168 199V200H167ZM178 199L180 200L179 202H178ZM185 199V200H184ZM198 201H197V200ZM200 199V200H199ZM263 199V200H262ZM50 200V199H49ZM87 200V201H86ZM124 200V201H123ZM153 200H155V201H153ZM183 200V201H182ZM188 200H194L193 202H190V201H188ZM204 200V201H203ZM207 200H208V203H209V201L211 200V202L210 203H212V204H208L207 203ZM216 200V201H215ZM224 202H222V201ZM253 202H251V201ZM107 201H109V202H107ZM118 203H117V202ZM121 201V202H120ZM162 201L164 202V203H162ZM170 201H171V204H169L170 203ZM206 201V202H205ZM213 201V202H212ZM236 201H237V203H236ZM239 201H241V202H239ZM245 201V202H244ZM247 201H249V202H247ZM86 202V203H85ZM87 202H89V203H87ZM113 202V205L111 204ZM135 202V203H134ZM139 202V203H138ZM149 202H150V204H149ZM160 202H161V204H160ZM178 202V203H177ZM184 202L186 203L185 205H184V208H182L181 206H183V204H184ZM199 202H201V203H199ZM216 204H215V203ZM227 202V204L225 205V203ZM231 202H232V204H231ZM234 202V203H233ZM242 202H244L243 204H242ZM255 202V203H254ZM259 202V203H258ZM97 203V204H96ZM154 203H156L157 205H158V207L156 206V204H154ZM183 203V204H182ZM187 203H188V205H187ZM198 203V204H197ZM206 203V204H205ZM220 203V204H219ZM258 205H257V204ZM80 204V205H79ZM83 204H85L84 206H83ZM121 204V205H120ZM134 204V205H133ZM159 204H160V206H159ZM174 204V205H173ZM192 204V205H191ZM201 204V205H200ZM217 204H218V208H217ZM230 204V205H229ZM234 204V205H233ZM238 204V205H237ZM239 204H242L241 206H245L246 204H248L247 206H245L246 207V210H247V213H248V215L251 213V215H253V216H248L247 215V213H246V210H245V207H244V209H243V207L241 208V206L239 205ZM250 204H251V206H252V204H253V208L255 209V210H253L252 209V207L250 206ZM99 205H101L100 206V208L101 207H103V209H105L106 207H108L109 208V211L111 210V211H113V212H111V214H109L110 212L108 211V208H106V210H105V213H104V210L101 208V209H96V208H98L99 207ZM111 205V206H110ZM127 205V206H126ZM169 205H170V207H169ZM172 205V206H171ZM199 205H200V207H199ZM204 205H206L205 206V208L203 207ZM210 205H211V207H212V209H211V207H210ZM215 205V206H214ZM222 205V207H220ZM223 205H225L226 206V208H225V206L223 207ZM229 205V206H228ZM236 205V206H235ZM255 205H256V207H255ZM261 205V206H260ZM32 206H33V208L35 207L34 206V204L32 203ZM90 206V207H89ZM113 206V207H112ZM121 206V207H120ZM156 206V207H155ZM179 206L181 207L180 209H179ZM188 206V207H187ZM192 206H194L193 208H192ZM213 206L215 207L214 209H213ZM240 207V209H238L239 207ZM260 206V207H259ZM83 207L85 208V209H83ZM94 207V208H93ZM96 207V208H95ZM116 207V208H115ZM119 207V208H118ZM160 207H162V208H160ZM186 207V208H185ZM92 208V209H91ZM130 208V209H129ZM133 208V209H132ZM150 208V209H149ZM167 208H169V210L167 209ZM194 208H196V209H194ZM200 210H199V209ZM205 210H204V209ZM207 208V209H206ZM217 208V209H216ZM225 208V209H224ZM234 208H236V209H234ZM248 208L250 209V211L248 210ZM117 210V211H114V210ZM176 209H179V210H176ZM190 209V210H189ZM241 209H242V212H241ZM258 209V210H257ZM84 210V211H83ZM94 210V211H93ZM98 210V211H97ZM101 210H103L102 211V213H101ZM135 210V211H134ZM166 210H168V211H166ZM183 210V211H182ZM186 210V211H185ZM193 210H195V211H193ZM204 210V211H203ZM213 210V211H212ZM225 210H227V211H225ZM231 210V211H230ZM232 210H234L235 212H233ZM237 210H238V213H237ZM244 210H245V212H244ZM251 210H253L252 212H251ZM257 210V211H256ZM92 211V212H91ZM106 211H108V212H106ZM154 211H155V213H154ZM206 211V212H205ZM212 212V214H211V212ZM221 211V212H220ZM27 212V211H26ZM86 212V213H85ZM163 212V213H162ZM167 212V213H166ZM175 212H176V214H175ZM179 212H181V213H179ZM228 212H230V213H228ZM243 212H244V214H243ZM256 212V213H255ZM258 212V213H257ZM91 213H92V216H91ZM113 213V214H112ZM124 213V214H123ZM129 213V214H128ZM157 213V214H156ZM159 213V214H158ZM165 213H166V215L168 216H165ZM195 213V214H194ZM200 213V214H199ZM202 213H203V215H202ZM227 213L230 215L231 213L234 215L235 213H237L238 214V217L235 219V215H237V214H235L234 216H232V218H231V216H227ZM86 214V215H85ZM106 214V215H105ZM121 214L123 215V216H121ZM126 214V215H125ZM161 214V215H160ZM163 214V215H162ZM196 214H199V215H196ZM216 214V215H215ZM239 214L241 215H243V216H245V218H247L248 217V219H250L251 220V222H250V225H252V222H253V226H251L252 227V229L251 230H247V228L249 227V229H250V225H249V221L250 220H245V218L243 217L242 219H244V220H242L241 218H239V217H241V216H239ZM80 215V216H79ZM85 215V217H84V219H87V221H85L84 219H83V217L82 216H84ZM98 215V216H97ZM104 215L106 216L105 218H104ZM114 215H115V217H114ZM119 215V216H118ZM130 215V216H129ZM146 215V216H145ZM148 215H150V217L148 216ZM159 215V216H158ZM204 215H206V216H204ZM247 215V216H246ZM10 216H11V214H10ZM91 216V217H90ZM100 217V219H97V217ZM103 216V217H102ZM112 216V217H111ZM118 216V217H117ZM120 216H121V218H120ZM125 216H126V218H125ZM128 216V217H127ZM151 216H153L152 217V219H151ZM158 218H157V217ZM162 216V217H161ZM78 217H79V219H78ZM81 217V218H80ZM107 217H109L110 219L111 218H114V219H116V218H118V220H121V219H123L124 221H126L127 222V220H133V222L132 221H130V222H128L125 226H124V228H126V230H128L127 232H126V234H123L124 236H121V238H119L118 240H117V243H115L114 244V242H112L111 241V239H109V237L105 234V229H104V227L107 225V224H109L110 222H109V220H108V222L106 221L107 219H109V218H107ZM123 217V218H122ZM142 217V218H141ZM144 217L146 218V220H147V218H148V220L146 221L145 219H144ZM155 217V218H154ZM164 217H165V219L167 220V222H164V221H166L165 219H164ZM167 217V218H166ZM223 217H224V220H222L223 219ZM233 217H234V220H233ZM253 217V218H252ZM102 218V219H101ZM130 218V219H129ZM161 218V219H160ZM225 218H231L230 220L229 219H225ZM239 218V219H238ZM81 219H83V221L86 223H84L83 221H78V220H81ZM90 219L92 220V221H90ZM126 219V220H125ZM155 219H159L158 221H155ZM174 219V220H173ZM183 219V220H182ZM77 222H76V221ZM96 220V221H95ZM161 220H163V222L161 221ZM197 220V221H196ZM199 220H200V222L201 223H199ZM202 220V221H201ZM74 221V222H73ZM101 221V222H100ZM104 221V222H103ZM106 221V222H105ZM111 221V220H110ZM115 221V220H114ZM114 221H111V222H114ZM151 221H153L152 223H151ZM158 222V223H155V222ZM180 221L182 222V223H180ZM228 222V221H230V222H228L227 224H226V222ZM241 221L243 222L242 224H241ZM76 222V223H75ZM96 222H99V224L98 223H96ZM186 224V225H184V223ZM187 222V223H186ZM195 222V223H194ZM198 222V223H197ZM233 222V223H232ZM245 222H247V224H245ZM69 223V222H68ZM67 223V224H68ZM74 223H75V225H74ZM90 223V224H89ZM94 223H95V225H94ZM103 223V224H102ZM106 223V224H105ZM130 223H132V225H130ZM134 223V224H133ZM147 223H149L148 225H146ZM154 223V224H153ZM160 223H161V226L159 227V225H160ZM170 223V224H169ZM176 223L177 224H179V225H176ZM190 223V224H189ZM197 223V224H196ZM79 224H83V225H85V226H87L86 228H88V226H89V228L88 229H86V228H84L85 226H83V225H79ZM150 224H153V225H151L150 226ZM158 224V226L156 227V228H154L153 226H156ZM165 224V225H164ZM188 224V225H187ZM194 224H196V225H194ZM203 224V225H202ZM235 225V227H234V225ZM90 225H92V226H90ZM97 225V226H96ZM129 225V226H128ZM162 225H164V227L162 226ZM233 225V226H232ZM244 225V226H243ZM246 225H247V227H246ZM132 226H133V228H132ZM148 226V227H147ZM170 226V227H169ZM183 228V226H184V231H183V229L181 228V227ZM189 226H190V228H189ZM227 226V227H226ZM242 226H243V229H242ZM81 227V229L80 230H82V227H83V231H81V232H79L80 230L78 229V228H80ZM98 229H97V228ZM130 227V228H129ZM152 227V228H154V230H156V231H153L152 229H150V228ZM165 227H167V228H165ZM173 227V228H172ZM197 227V228H196ZM199 227H201L200 229H199ZM234 227V228H233ZM241 227V228H240ZM71 228V229H70ZM75 228V229H74ZM90 228L91 229H93V230H90ZM101 228V229H100ZM124 228H122L123 230H124ZM137 230H136V229ZM158 228H160L159 229V231H158ZM177 228V229H176ZM196 228V229H195ZM232 228V229H231ZM239 228V229H238ZM245 228V229H244ZM257 228V229H256ZM86 229V230H85ZM148 231H147V230ZM171 229V230H170ZM64 230V229H63ZM67 230H70V231H74L73 233V235H72V232L70 233V231H67ZM95 230H96V232H95ZM97 230H99V231H97ZM122 230V231H123ZM134 230V231H133ZM145 230V232H143ZM167 230V231H166ZM169 230V231H168ZM224 230V232H222ZM233 230H236L235 232H233ZM238 230V231H237ZM88 231H89V233H88ZM92 231H93V233H92ZM122 231H120V234L122 235ZM139 231H141V232H139ZM151 231V232H150ZM164 231V232H163ZM166 231V232H165ZM204 231V232H203ZM213 231V232H212ZM225 231H227V232H225ZM229 231V232H228ZM250 231H252L251 232V235H250ZM67 232H69L68 234H67ZM87 233V235H86V233ZM103 232V233H102ZM131 232V233H130ZM132 232H134V233H132ZM155 232V233H154ZM163 232V233H162ZM167 232H170L169 233V235L167 234ZM182 232H183V234H182ZM209 232H211V233H209ZM232 232V234H230ZM245 232V233H244ZM62 233V234H61ZM64 233V234H63ZM79 233V234H78ZM83 233V234H82ZM94 233H95V236H94ZM100 233V234H99ZM124 233V232H123ZM137 233H139V234H137ZM147 233V234H146ZM160 233H162V235L160 234ZM165 233V234H164ZM174 233V234H173ZM199 233V234H198ZM201 233V234H200ZM203 233V234H202ZM209 233V234H208ZM213 233H215V234H213ZM217 233V234H216ZM227 233V234H226ZM237 233V234H236ZM247 233H249L248 235H250V237L252 236V237H255V238H253L252 239V237H251V239H250V237L248 238V236H246L247 235ZM67 234V235H66ZM69 234L71 235L70 237H69ZM81 234H82V237H81ZM91 234H93V235H91ZM135 234V235H134ZM146 234V235H145ZM150 234V235H149ZM154 234V235H153ZM156 234H160L159 235V237L156 235ZM213 234V235H212ZM223 234V235H222ZM231 235V237H229L230 235ZM253 234V235H252ZM56 235V236H55ZM62 235V236H61ZM79 235V236H78ZM86 235V236H85ZM88 235H90L89 237H88ZM96 235H99V236H96ZM132 235V236H131ZM153 237H152V236ZM164 235L166 236V238H164ZM170 235H171V237H170ZM215 235V236H214ZM234 235V236H233ZM67 237V238H65V237ZM75 238H74V237ZM85 236V237H84ZM131 236V237H130ZM137 238H136V237ZM141 236V237H140ZM147 236H149V238L147 237ZM151 236V237H150ZM156 236V237H155ZM174 236H175V238L176 239H174ZM188 236V237H187ZM198 236V237H197ZM200 236V237H199ZM210 236L212 237V238H210ZM217 236V237H216ZM219 236H220V238H219ZM225 236V237H224ZM243 236V237H242ZM246 236V237H245ZM11 237V236H10ZM10 237H8L9 238V240L12 238H10ZM52 237V238H51ZM88 237V238H87ZM93 237H94V239H93ZM124 237V238H123ZM177 237H179L180 238V240H179V238H177ZM207 237V239H205ZM222 237V238H221ZM229 237V238H228ZM242 237V238H241ZM7 238V239H8ZM55 238V239H54ZM71 238V239H70ZM73 238V239H72ZM78 238H79V240H78ZM126 238V239H125ZM128 238H132L130 241H129V239ZM142 238V239H141ZM147 238V239H146ZM197 238V239H196ZM208 238H210L211 240V242L209 241L208 242ZM216 238V239H215ZM232 238V239H231ZM241 238V239H240ZM245 238V241H243V239ZM260 240V241H262V243L258 240V239ZM47 239V240H46ZM49 239H52L51 241L53 242V243H56V244H54L53 245V243H51V242H49ZM64 239V240H63ZM69 239H70V241H69ZM102 239V240H101ZM155 239V240H154ZM157 239V240H156ZM158 239H160V240H158ZM162 239V240H161ZM165 239V240H164ZM166 239H168L167 241H166ZM172 239V240H171ZM173 239H174V241H173ZM183 241H182V240ZM193 239V240H192ZM218 239V240H217ZM239 239V240H238ZM248 239H250V240H255V241H251V243H249V241L250 240H248ZM263 239V240H262ZM43 240H45V241H43ZM60 240V241H59ZM65 240H67V241H65ZM71 240H73V241H71ZM85 240H87V241H85ZM90 240V241H89ZM136 242L137 244L135 245L134 244V242ZM135 240H137V241H135ZM138 240H140V241H142V242H144V243H146V244H144V243H142V242H140V241H138ZM149 240V241H148ZM155 241V243H152V242H154ZM178 240V241H177ZM188 240V241H187ZM192 240V241H191ZM195 240V241H194ZM198 240V241H197ZM214 240H215V242L217 243V241H218V243L216 244L215 242H214ZM219 240H220V243H219ZM223 240H225V241H223ZM258 240V241H257ZM17 241V240H16ZM39 241H40V243H39ZM41 241L42 242H44V243H41ZM59 241V242H58ZM76 241H78V242H76ZM81 241H84V242H81ZM93 241V242H92ZM107 241V242H106ZM108 241H111V242H108ZM123 241H125V242H123ZM147 241V242H146ZM152 241V242H151ZM182 241V242H181ZM187 241V242H186ZM228 241V242H227ZM239 241H241L240 242V244H239ZM245 242L246 244L244 245L243 244V242ZM13 242V241H12ZM58 242V243H57ZM61 242V244H59ZM63 242V243H62ZM66 242V243H65ZM67 242H69L70 243V245L67 243ZM127 242V243H126ZM132 242V243H131ZM160 242H162L164 245H167L166 247L162 244V243H160V245H161V247L163 246V248H161L160 247V245H159V243ZM172 242H174L173 244H172ZM180 242H181V244H180ZM189 242V243H188ZM193 242V243H192ZM231 242V243H230ZM237 242V243H236ZM248 242V243H247ZM258 242V243H257ZM19 243V242H18ZM18 243L17 244H15V248L16 249H19V247H21L22 245H20V243H19V245H18ZM24 243V242H23ZM22 243V244H23ZM74 245H73V244ZM80 243V244H79ZM89 243V244H88ZM113 245V247H111L112 245ZM142 243V245H140ZM158 243V244H157ZM171 243V244H170ZM187 245H186V244ZM192 243V244H191ZM221 243H223V244H221ZM233 243V244H232ZM236 243V244H235ZM257 243V244H256ZM14 244V243H13ZM45 244V245H44ZM58 244V245H57ZM63 244V245H62ZM66 246H65V245ZM76 244H78V245H76ZM82 244H83V246H82ZM109 244V245H108ZM123 244V245H122ZM133 246H132V245ZM138 244H139V246H138ZM153 245V247H152V245ZM175 244V245H174ZM176 244L178 245V246H176ZM183 244V245H182ZM212 244V245H211ZM225 244V245H224ZM227 244V245H226ZM262 244V245H261ZM44 245V246H43ZM58 247H57V246ZM64 247H62V246ZM71 245H73V246H75V247H73V246H71ZM107 245H108V247L110 246V248H107ZM143 245L145 246V248H143ZM149 245H151L150 247H149ZM154 245H156V247H159V248H156V247H154ZM159 245V246H158ZM189 245V246H188ZM192 247H191V246ZM194 245V246H193ZM213 245H215V247L213 246ZM218 245H220V247L218 246ZM223 247H222V246ZM231 245V246H230ZM233 245V246H232ZM248 245V246H247ZM32 246V245H31ZM47 246H50V248H51V251H50V248L48 249V252H47V249H46V247ZM52 246V247H51ZM68 246V247H67ZM71 246V247H70ZM79 246V247H78ZM82 246V247H81ZM118 246V247H117ZM169 246V247H168ZM182 246V247H181ZM225 246V247H224ZM236 246V247H235ZM255 246H257V247H255ZM38 247V248H37ZM45 247V248H44ZM73 247V248H72ZM97 249H96V248ZM118 249H117V248ZM137 247H138V249H137ZM141 247V248H140ZM147 247H149V248H147ZM180 247V248H179ZM185 247H186V250H185ZM211 247V249H212V253H211V249L209 250V248ZM234 249H233V248ZM250 247V248H249ZM53 248H55V250L53 249ZM60 248H63V249H61L60 250ZM67 248V249H66ZM70 248H72V249H74L73 251L70 249ZM91 248H92V250H93V252L95 253H93L92 252V250H91ZM95 248V249H94ZM119 248L121 249V251L119 250ZM134 248H135V250H134ZM150 248H151V250L153 251L154 250V252H152V254H151V250H150ZM156 248V249H155ZM169 248V249H168ZM190 248V249H189ZM192 248V249H191ZM213 248H215L214 249V251H213ZM217 248H218V250H217ZM223 248V249H222ZM261 248V249H260ZM26 249V248H25ZM45 249H46V252H45ZM54 251H53V250ZM58 251H57V250ZM65 249H66V251H65ZM78 249V250H77ZM107 249H109L108 251H107ZM117 251V252H115V250ZM160 250V253H161V255H159L160 253H159V250ZM163 249V250H162ZM167 249H168V251H167ZM177 249V250H176ZM194 249V250H193ZM247 249V250H246ZM250 249V250H249ZM63 250V251H62ZM67 250H68V252H67ZM80 250V251H79ZM82 250H85V251H82ZM88 250V251H87ZM90 250V251H89ZM104 250H106V251H104ZM125 252H124V251ZM128 250V251H127ZM167 251V253H165L166 251ZM179 250H180V252H179ZM184 252H183V251ZM188 250V252L189 253H187L186 251ZM191 250H193V252L191 251ZM222 250V251H221ZM236 250V251H235ZM237 250H239V251H237ZM245 250V251H244ZM259 250V251H258ZM56 251V252H55ZM60 251H62V252H60ZM65 251V252H64ZM71 251V252H70ZM79 251V252H78ZM95 251H97V252H95ZM123 251V252H122ZM137 251V252H136ZM139 251H140V254H139ZM144 251H145V253H144ZM165 251V252H164ZM182 251V252H181ZM206 251V252H205ZM230 251V252H229ZM242 251V252H241ZM243 251H244V253H243ZM256 251L258 252V254L260 253V257H261V255L263 256V260H261L262 259V257H261V259H260V261H258L259 259L258 258H260L259 257V255L256 253ZM29 252H31V253H29ZM33 252H34V254H33ZM42 252V253H41ZM55 252V253H54ZM60 252V253H59ZM75 252L77 253V254H75ZM81 252V253H80ZM86 254H85V253ZM92 252V253H91ZM105 253V254H101V253ZM110 252V253H109ZM142 252H143V255H142ZM215 252V253H214ZM220 252V253H219ZM224 252H226V253H224ZM241 252V253H240ZM45 253V254H44ZM49 253V254H48ZM54 253V254H53ZM63 253H64V255H63ZM68 253H69V255H68ZM88 253H90V255H88ZM112 253V254H111ZM121 254V256L119 255V254ZM126 253V254H125ZM148 253V254H147ZM154 253V254H153ZM157 253V254H156ZM165 253V254H164ZM172 253V254H171ZM191 253V254H190ZM218 253V254H217ZM224 253V254H223ZM239 253V254H238ZM252 255H251V254ZM30 254H32V255H30ZM40 254H42V256L40 255ZM56 254H58L59 255V257H60V254H61V257L59 258L58 257V255H56ZM74 254V255H73ZM111 256H110V255ZM116 255V257H115V255ZM118 254V255H117ZM125 254V255H124ZM131 254V255H130ZM151 254V255H150ZM162 254H163V256H162ZM171 254V255H170ZM174 254H175V256H174ZM183 254V255H182ZM189 254V255H188ZM226 254V255H225ZM229 254H231V255H229ZM244 256H242V255ZM248 256H247V255ZM250 254V255H249ZM15 255V254H14ZM13 255V256H14ZM43 255H45V257H46V255H47V257H46V259L44 258V256ZM63 255V256H62ZM70 255H71V257H70ZM79 255V258H77L76 256H78ZM84 255H86V257H88L89 256V258L90 259H86L85 258V256ZM101 255H103V256H101ZM122 255L123 256H125V258H122ZM146 255H149L148 256V258H146L145 259V256ZM152 255H154L155 256V258H157V257H159V256H161V257H159V258H161V259H159V258H157V260H155V258H154V256H152ZM164 255H165V257H164ZM179 255H181V256H179ZM192 255H195V257H192ZM212 255V256H211ZM214 255V256H213ZM217 255V256H216ZM223 255V256H222ZM238 255V256H237ZM246 255V256H245ZM254 255V256H253ZM41 256V257H40ZM56 256V257H55ZM98 256H101V257H99V258H101V259H99L98 258ZM104 256H106V257H104ZM117 256H119V257H121L120 259L122 260H119V257H117ZM133 256V257H132ZM138 256V257H137ZM142 256H143V258H142ZM174 256V257H173ZM184 256V257H183ZM200 256V257H199ZM206 256V257H205ZM225 256V257H224ZM226 256H227V258H228V260H227V258H226ZM250 256V257H249ZM253 256V257H252ZM256 256V257H255ZM35 257V258H34ZM64 259H63V258ZM73 257H75V258H77V259H75V258H73ZM96 257V258H95ZM140 257V258H139ZM147 257V256H146ZM153 257V258H152ZM167 257V258H166ZM173 257V259H171V258ZM176 257L178 258V259H176ZM190 257V258H189ZM196 257H197V259H196ZM211 257H213V258H211ZM222 257V260L220 259ZM247 257H249V259L247 258ZM255 257V258H254ZM258 257V258H257ZM41 258H43L42 260H40ZM59 258V259H58ZM93 258V259H92ZM107 258V259H106ZM115 258V260H113ZM136 259V261L135 260H133V259ZM139 258V259H138ZM143 259V261H142V259ZM164 258V259H163ZM184 258H186V259H184ZM188 258V259H187ZM200 258V259H199ZM206 258V259H205ZM223 258H224V261H223ZM230 258V259H229ZM234 258V259H233ZM235 258H237V259H235ZM239 258H241V260L239 259ZM245 258H247V259H245ZM252 258H254V259H256V261H254V259H252ZM33 259V260H32ZM38 259V261H36ZM55 259V260H54ZM58 261H57V260ZM95 259V260H94ZM99 259V260H98ZM104 261H103V260ZM128 260V262H127V260ZM141 259V260H140ZM153 259V260H152ZM167 259V260H166ZM170 259V260H169ZM182 259H184V261L182 260ZM190 259V260H189ZM213 259V260H212ZM233 259V260H232ZM258 259V260H257ZM13 260V261H12ZM24 261V262H22V261ZM76 260V261H75ZM82 260V261H81ZM90 260V261H89ZM94 260V261H93ZM140 260V261H139ZM149 260V261H148ZM159 260V261H158ZM160 260H163V262H161ZM167 261V262H165V261ZM204 260H205V262H204ZM209 260H211V261H209ZM214 260H215V262H214ZM230 260V261H229ZM236 262H235V261ZM244 262H243V261ZM11 261V262H10ZM15 261V262H14ZM19 261H20V263H19ZM29 261V262H28ZM39 261H41V262H39ZM44 261H45V263H44ZM54 261H56V262H54ZM60 261V262H59ZM68 261V262H67ZM115 261V262H114ZM119 261V262H118ZM148 261V262H147ZM154 261H156V263L154 262ZM172 261V263H169V262H171ZM181 261V262H180ZM248 261V262H247ZM7 262V263H8ZM14 262V263H13ZM52 262H54V263H52ZM76 262V263H75ZM86 262V263H85ZM94 262V263H93ZM99 262H102V263H99ZM127 262V263H126ZM135 262V263H134ZM147 262V263H146ZM151 262V263H150ZM154 262V263H153ZM160 262V263H159ZM232 262V263H231ZM243 262V263H242ZM250 262H252V263H250ZM256 262V263H255ZM6 263V264H7ZM111 264V263H110Z\"/></svg>",
    "mask_w": 264,
    "mask_h": 264
},
{
    "label": "bare ground",
    "instance_id": "6f19581e",
    "mask_svg": "<svg viewBox=\"0 0 264 264\" xmlns=\"http://www.w3.org/2000/svg\"><path fill=\"white\" fill-rule=\"evenodd\" d=\"M19 1V0H18ZM32 1V0H31ZM41 1V0H40ZM112 1V3H110L109 1V3H110V5H109V8H111V10L109 11V12H112V14H114L115 16H116V14H117V18L115 17L114 19H116V21L115 22H113L112 24H110L109 25V27L108 26H106V27H104L103 28V26H104V23H105V21H110L111 19H113V17H114V15H113V17L111 18V19H105L104 17H101L100 16V14L102 13V11H103V5L105 4V0H73L72 2H71V4H65L64 2H65V0H64V4L63 5H65L64 7L66 8L64 11H61V12H59V10H58V12L56 13V12H54L53 10H52V8H54L55 7V5H58L56 2H58V0H48L47 1V4L46 5H36V6H39L40 8H39V13L40 12H42L41 14H44V21H39L38 23H34V24H29V26L30 25H32V27H34L33 29L35 30V32L34 31H32V29H31V31L33 32V33H36V35L38 36V37H41V38H44V40L47 42H43V43H45V44H48V46H49V48H48V50L46 51V49L47 48H45V51H46V53L44 54L45 55V58H43L41 61H40V64H44L43 66L45 67V68H50V67H54V68H58L59 66L60 67H65V68H67L68 66H71L70 68L72 69V71L75 73V74H73V72H72V74H66L65 76H63L64 78H61V76H60V79H68V78H72L73 76L75 77V76H78L79 74H78V72H76L78 69H79V67H82L83 69L84 68H86V69H88L89 68V70H90V76L92 75V73H91V71H96L95 73H96V76H97V74L98 73H100V75H101V73H102V75L104 76V74H106V73H109L108 75H110L111 74V79H109L108 78V80H109V84L108 83H106V81H105V83L106 84H102L101 83V81L102 80H104V79H100L101 77H102V75H101V77L99 78V80H94V81H99L100 83H93L92 81H91V78H89V80H90V82L93 84V86H92V84L89 82V85L91 84V87H90V91L89 92H85L86 90V88H88V86L83 90V88L81 89V90H83L85 93H82L81 94V96H86L87 97V99L88 100H90L91 102H93V105L91 104V106H92V108L90 107V108H87L88 109V113L90 112V113H92L93 111L96 113H94L95 114V116H90L91 117V121H88L87 122V124H89V125H91V127H98V123H96V118H99L100 119V117L102 116V115H104V114H107L106 113V110H111V111H113V113H114V115L117 117V116H124V117H126L130 112H133V110L134 109H136L137 107H136V103L133 105L132 103H131V101H135V100H139V98L142 96V98H143V95H144V97H145V95H146V101H147V98L149 97V96H151L150 98L152 99V95H153V97L154 98H156V96L158 97V94L160 95V93H158V92H165V91H163L166 87H168L170 84H173L174 82H171L170 83V80L171 79H173V77H175L174 76V74L175 73H173L174 71H176V69L175 68H177L178 66H180V65H182L181 63H189V62H185V61H183L182 59H186V58H188V57H192V55H194V53H197V54H201V56H202V58H203V60L202 61H204L205 62V65L204 66H202V67H204L203 69H202V72L200 73V74H202L203 73V75H202V79H201V75H200V86H201V84L202 83H209L210 84V86H211V89L212 90H217L219 93H220V95H221V100L219 101L218 100V102H221V104H222V106H223V109H222V114H224V116H225V114L227 115V114H232V115H236V116H240V117H242L241 118V120L240 121H242L244 118H245V121L243 122L245 125H247V124H249L248 123V121L250 122V121H252V120H259L258 119V117H257V115L261 112V111H264V74L262 73L264 70L262 69V68H264V57H263V51L260 53V46H262V44H263V39H264V0H111ZM20 2H22V0L20 1ZM24 3H25V0L23 1ZM22 2V3H23ZM27 2H28V0H27ZM45 2V1H44ZM60 2V1H59ZM23 3V4H24ZM56 3V4H55ZM3 4V3H2ZM35 4V3H34ZM33 4V5H34ZM42 4V3H41ZM60 5H61V3H59ZM10 5V4H9ZM22 5V4H21ZM53 5H54V7H53ZM17 6H18V3H17ZM32 5L30 4V6H29V8L28 9H30V7H31ZM20 7V6H19ZM50 7H52V8H50ZM63 7V6H62ZM63 7V8H64ZM106 7H107V5H106ZM15 8V7H14ZM13 8V9H14ZM32 8H33V6H32ZM31 8V9H32ZM8 9V8H7ZM12 9V10H13ZM20 9H22V6H21V8ZM28 9H27V11H28ZM57 9V8H56ZM77 9V10H76ZM108 8H106V10H107ZM16 10V9H15ZM19 10V9H18ZM21 11V10H20ZM30 11V10H29ZM35 11V10H34ZM37 11H35L33 14L34 15H36L35 13L37 12ZM75 11H77V12H75ZM108 11V10H107ZM7 12V11H6ZM5 12V13H6ZM19 12V11H18ZM32 12V11H31ZM109 12L108 13H106V14H109ZM9 13V12H8ZM16 13V12H15ZM24 13V12H23ZM105 13V12H104ZM1 14V13H0ZM26 15H27V12L25 13ZM25 14H23V15H25ZM29 14V13H28ZM32 14V15H33ZM40 14V15H41ZM33 15V16H34ZM102 15V14H101ZM105 15V14H104ZM130 15H136L135 16V19L139 22L136 26H138L139 27V25L141 24L142 25V23H143V31H142V34H144L145 35V40L141 37V39H140V42H139V45L140 44H142V42H143V40H144V44H143V46H141V47H139V45L137 44V46L138 47H136L135 48V51H136V53L135 54H133L132 56H130L129 57V54L130 53H127V52H125L127 49V46L125 47V49H124V51L122 52H120L119 50V48H118V46H117V42H119L120 44V46L119 47H121V42L120 41H118L119 40V37H116L117 35V29H119L120 27H121V29H122V33H123V36H124V40L123 39H121L122 37L120 36V40H123V41H125V36L127 37V36H129V37H131V34H133V33H135V32H133V31H135V30H133V28L134 27H136V26H134V27H131V28H129V31H126V29H125V26H126V22L129 20V18H130ZM15 16V15H14ZM33 16H32V18H29L30 16H28V18L29 19H34L33 18ZM87 16V17H86ZM6 17V16H5ZM8 17V16H7ZM13 17V16H12ZM24 17V16H23ZM22 17V18H23ZM26 17V16H25ZM109 18L111 17V16H108ZM36 18V17H35ZM39 18H41V17H39ZM88 18H91L90 20H95V22H94V24L96 23L97 24V21H99L100 23H101V25H93V23H91L90 25H89V29L88 28H86V29H88V31L87 32H89L88 34H89V36L91 37V38H89V39H92V42H91V49H89V48H87V50H85V48H84V45H82V44H80V43H77V44H80L81 46L79 47H74V42H73V39H75L76 38V35H75V33H76V29H77V27H78V29L80 28V25H82V23H84V20L85 19H88ZM5 19V18H4ZM11 19V18H10ZM13 19H14V17H13ZM24 19V18H23ZM42 19V18H41ZM5 20H7V19H5ZM15 20V19H14ZM13 20V21H14ZM18 20V19H17ZM26 20V19H25ZM36 20V19H35ZM35 20H33V22L35 21ZM43 20V19H42ZM101 20L103 21V23L101 22ZM8 21V20H7ZM6 21V22H7ZM20 21H22L21 19H20ZM19 22V21H18ZM17 22V23H18ZM22 22H24V21H22ZM86 22H87V20H86ZM112 21H110L109 23H111ZM90 22H88V24H89ZM23 24L24 23H22V26H23ZM99 24V23H98ZM20 25V24H19ZM25 25V24H24ZM34 25V26H33ZM48 25V26H47ZM57 25H59V27H57ZM60 25H63V26H60ZM107 25V24H106ZM2 26V25H1ZM4 26V25H3ZM11 26V25H10ZM17 26H18V24H17ZM28 26V25H27ZM26 25H25V27H27ZM49 27H51V28H54V31L53 32H55V33H53V32H50V34L48 33V31L47 32H45V30H47V28H49ZM17 28V27H16ZM50 28V29H51ZM55 28H58V30L59 31H61V33L60 32H57V29H55ZM84 28V29H85ZM10 29V28H9ZM18 29V28H17ZM28 29V27L26 28V30ZM102 29V30H101ZM120 29V30H121ZM138 29V28H137ZM20 30V29H19ZM53 30V29H52ZM80 30V29H79ZM78 30V31H79ZM81 30H83V29H81ZM133 30V31H132ZM140 30H141V28H140ZM25 31V30H24ZM30 31V30H29ZM116 31V32H115ZM6 32V31H5ZM38 32H40V33H38ZM69 32H70V35H69ZM4 33V32H3ZM8 33V32H7ZM14 33V32H13ZM18 33V32H17ZM25 33V32H24ZM23 33V34H24ZM27 33V32H26ZM25 33V34H26ZM32 33V34H33ZM45 33V36L44 37H42L43 36V34ZM52 33H53V36H54V34H57L56 36L57 37H55L58 41H56V39H54V37H52ZM65 33V36L66 37H63L62 38V36H64L63 34ZM79 33V32H78ZM77 33V34H78ZM80 33H81V31H80ZM84 33V32H83ZM119 33V35H121V33L120 32H118ZM137 33V32H136ZM135 33V34H136ZM138 33H139V31H138ZM155 33V34H154ZM6 34V33H5ZM28 34V33H27ZM134 34V35H135ZM154 34V36H157L158 34V40L155 42V41H152L151 43H150V40H151V36ZM6 35H8V34H6ZM10 35V34H9ZM16 35V34H15ZM14 35V36H15ZM84 35V34H83ZM143 35V36H144ZM21 36H22V34H21ZM29 36H30V34H29ZM67 36H70V37H67ZM77 36H79V35H77ZM138 36V37H139ZM19 37V36H18ZM26 36H24L23 38H21V39H19V45L20 46H24L25 44H26V42H27V40H28V42H29V39L27 38L26 40L24 39ZM84 37H85V35H84ZM83 37V38H84ZM9 38V37H8ZM13 38V37H12ZM132 38H134L135 40H136V38L135 37H132ZM17 39V38H16ZM50 39V40H49ZM85 39V38H84ZM83 39V40H84ZM36 40V39H35ZM55 40V42H53ZM80 40H82V39H80ZM128 40V39H127ZM3 41V40H2ZM21 41V42H20ZM32 41V40H31ZM33 41H34V37H33ZM50 41H52V42H50ZM93 41H94V43H93ZM122 41V42H123ZM138 41V40H137ZM4 42H6V41H4ZM17 42V41H16ZM58 42V43H57ZM130 42V41H129ZM3 43V42H2ZM8 43V42H7ZM13 43V42H12ZM83 43V42H82ZM127 43H128V41H127ZM132 43V42H131ZM15 44V43H14ZM33 44H34V42H33ZM52 44V45H51ZM55 44V45H54ZM4 45V44H3ZM32 45V44H31ZM126 45V44H125ZM129 45V44H128ZM264 45V44H263ZM1 46V45H0ZM6 46V45H5ZM45 46V45H44ZM43 46V47H44ZM35 47V46H34ZM39 47V46H38ZM46 47V46H45ZM129 47H131V46H129ZM128 47V48H129ZM134 47V46H133ZM132 47V48H133ZM264 47V46H263ZM6 48H7V46H6ZM19 48V47H18ZM17 48V49H18ZM23 48V47H22ZM4 49H5V47H4ZM36 49H37V47H36ZM130 49V48H129ZM161 49H162V51H161ZM262 49H264V48H262ZM20 50V49H19ZM30 50V49H29ZM38 51L39 50H41L40 49V47H39V49H37ZM11 51V50H10ZM34 51V50H33ZM154 52V51H159V53H163V55L165 56V62L166 63H169V62H174L175 63V65H174V69L172 70V73H171V76H173L171 79H169V80H167V81H164L163 80V78H161V79H159V80H157L156 82H154V81H152L151 79H150V77H148L147 75H146V72H144L143 73V67L141 66V62H144V59L145 58H147V56H146V53H149V52ZM189 51H193L192 53H190ZM20 52V51H19ZM31 52V51H30ZM37 52V51H36ZM35 53V52H34ZM40 53V52H39ZM1 54H2V52H1ZM4 54V53H3ZM7 54V53H6ZM10 54V53H9ZM253 54L255 55L254 57H255V60H253L252 61V59H254L252 56H253ZM25 55V54H24ZM27 55V54H26ZM250 56V58H246V56ZM6 56V55H5ZM10 55H8V57H9ZM43 56V55H42ZM25 56H23V58H24ZM129 57V58H128ZM195 57V56H194ZM4 58V57H3ZM2 58V59H3ZM16 58H17V53H16ZM22 58V57H21ZM26 58V57H25ZM34 58H36V55L34 56ZM40 58H42L41 56H40ZM198 58V57H197ZM201 58V57H200ZM201 58V59H202ZM5 59V58H4ZM199 59V58H198ZM201 59H199V60H201ZM10 60H12V59H10ZM26 60V59H25ZM24 60V61H25ZM28 60V59H27ZM32 60V59H31ZM37 60V59H36ZM2 61V60H1ZM9 61V60H8ZM15 61V60H14ZM5 62V61H4ZM132 62V63H131ZM192 62H193V60H192ZM26 63H27V61H26ZM25 62H24V66H25V64H26ZM135 63V64H134ZM198 63V62H197ZM258 65H257V64ZM7 64H9V63H7ZM13 64V63H12ZM28 64V63H27ZM26 64V65H27ZM40 64H39V66H40ZM131 64H133V65H135V70H134V68H133V70L134 71H128V67L131 65ZM6 65V64H5ZM20 65V64H19ZM29 65V64H28ZM31 65V64H30ZM197 65V64H196ZM196 65H195V62H193V64L191 63V64H189V66H191V67H196ZM200 65V64H199ZM21 66H22V64H21ZM35 66V65H34ZM184 66V65H183ZM186 66V65H185ZM9 67V66H8ZM27 67V66H26ZM29 67V66H28ZM27 67V68H28ZM42 67V66H41ZM188 67V66H187ZM4 68H7V67H4ZM18 68V67H17ZM22 68H23V66H22ZM25 68V67H24ZM3 69V68H2ZM9 69H10V67H9ZM8 69V70H9ZM26 69V68H25ZM60 69V68H59ZM77 69V70H76ZM82 69V70H83ZM196 69H198V68H196ZM196 69L194 70V68H193V70L194 71H192V73H194V75L196 74V73H198V71H196ZM262 69V70H261ZM19 70V69H18ZM20 70H21V68H20ZM24 70V69H23ZM30 70V69H29ZM28 70V71H29ZM32 70V69H31ZM37 70V69H36ZM35 70V71H36ZM56 70V69H55ZM76 70V71H75ZM131 70V69H130ZM191 70V69H190ZM6 70H4V72H5ZM17 71V70H16ZM27 71V70H26ZM33 71V70H32ZM31 71V72H32ZM50 71V70H49ZM53 71V70H52ZM52 71H50L52 74H53V72ZM65 71V70H64ZM81 71V70H80ZM87 71V70H86ZM2 72H3V70H2ZM185 72V71H184ZM16 73V72H15ZM21 73H23V71L21 72ZM20 73V74H21ZM30 73V72H29ZM43 73V72H42ZM81 73V72H80ZM84 73V72H83ZM104 73V74H103ZM181 73V72H180ZM186 73V72H185ZM26 74V73H25ZM33 74V73H32ZM40 74V73H39ZM38 74V76H40ZM44 74V73H43ZM51 74V75H52ZM191 74V73H190ZM189 74V75H190ZM12 75V74H11ZM14 75V74H13ZM23 75H24V73H23ZM26 75H28V73L26 74ZM56 75V74H55ZM58 75V74H57ZM185 75V74H184ZM186 75H187V73H186ZM192 75V74H191ZM22 76V75H21ZM30 76V75H29ZM33 76V75H32ZM36 76V75H35ZM54 76V75H53ZM87 76V75H86ZM89 76V75H88ZM95 76V78H97ZM157 76H158V73H157ZM3 77V76H2ZM11 77H13V76H11ZM23 77V76H22ZM31 77V76H30ZM34 77V76H33ZM55 77V76H54ZM84 77V76H83ZM105 77H107V75L105 76ZM181 77V76H180ZM189 77V76H188ZM198 77V76H197ZM13 78H15V77H13ZM27 78V77H26ZM38 78V77H37ZM50 78V77H49ZM178 79H179V77H177ZM23 79V78H22ZM22 79H21V81H22ZM36 79V78H35ZM40 79V78H39ZM52 79H54V78H52ZM88 79V78H87ZM175 79H176V77H175ZM183 79H184V77H183ZM185 79H186V76H185ZM192 79V78H191ZM24 80V79H23ZM28 80V79H27ZM31 80V79H30ZM37 80V79H36ZM42 80V79H41ZM41 80H40V83H41ZM80 80H82V79H80ZM107 80V79H106ZM187 80V79H186ZM185 80V81H186ZM194 80H197V79H195L194 78ZM47 81H49V80H47ZM51 81V80H50ZM75 81H77V80H75ZM74 81V82H75ZM79 81V80H78ZM83 81H85L84 79H83ZM184 81V80H183ZM184 81V82H185ZM189 81V80H188ZM0 82H1V80H0ZM14 82V81H13ZM25 82H26V80H25ZM60 82H61V80H60ZM64 82V81H63ZM102 82H104V81H102ZM196 82V81H195ZM4 83V82H3ZM32 83V82H31ZM36 83V82H35ZM82 83V82H81ZM81 83H79V85L81 84ZM87 83V82H86ZM111 83V84H110ZM166 83H167V85H166ZM170 83V84H169ZM176 83V82H175ZM174 83V84H175ZM192 83H193V81H192ZM13 84V83H12ZM42 84V83H41ZM40 84V85H41ZM49 84V83H48ZM65 84V83H64ZM64 84H62V85H64ZM76 84V83H75ZM78 84V83H77ZM182 84H183V82H182ZM180 84V83H178V90L179 91H187V92H189L190 90H192L193 88H194V86L195 85H193V86H188L187 84ZM195 84V83H194ZM1 85H3V84H1ZM29 85H30V82H29ZM58 85H59V83H58ZM66 85V84H65ZM68 85H69V82H68ZM86 85V84H85ZM191 85V84H190ZM14 86H16V85H14ZM21 86V85H20ZM45 86H46V84H45ZM72 86H73V84H72ZM30 87H31V85H30ZM41 87V86H40ZM52 87V86H51ZM58 87V86H57ZM63 87H65V86H63ZM66 87H70V86H66ZM80 87H81V85H80ZM198 87H199V85H198ZM198 87H196V89L198 90ZM2 88V87H1ZM9 88V87H8ZM21 88H23V87H21ZM61 87H59V89H60ZM135 90V91H133V89ZM171 88H173V86L171 87ZM200 88V90H202L201 88H202V86L201 87H199ZM14 89H16L15 87H14ZM27 89V88H26ZM34 89H35V87H34ZM54 89H55V87H54ZM58 89V88H57ZM70 89V88H69ZM68 89V90H69ZM174 89V88H173ZM206 89V88H205ZM1 90V89H0ZM12 90V89H11ZM17 90V89H16ZM15 90V91H16ZM61 90L63 91L64 89H62L61 88ZM60 90V91H61ZM71 90V89H70ZM177 90V89H176ZM196 90V91H197ZM32 91H34V90H32ZM36 91V90H35ZM53 91L54 90H52V92H51V96H52V93H53ZM82 91V92H83ZM172 91H174V90H172ZM171 91V92H172ZM210 91V90H209ZM26 92H27V90H26ZM25 92V93H26ZM129 92V93H128ZM176 92V91H175ZM194 92H195V90H194ZM22 93V92H21ZM29 93H30V91H29ZM56 93V92H55ZM55 93H53V94H55ZM58 95H60L59 94V90H58ZM62 93V92H61ZM66 93V95H67V91L65 92ZM167 93H168V96H169V94H170V92H168L167 91ZM207 93H209V92H207ZM206 93V94H207ZM20 94V93H19ZM31 94V93H30ZM35 94V93H34ZM63 94V93H62ZM74 94V93H73ZM72 94V95H73ZM164 94H166V93H164ZM195 94V93H194ZM210 94V93H209ZM11 95V94H10ZM32 95H33V93H32ZM46 96H48L47 94H45ZM56 95V94H55ZM77 95V94H76ZM79 95V94H78ZM162 95V94H161ZM177 95V94H176ZM181 95V94H180ZM24 96V95H23ZM35 96V95H34ZM37 96H39V95H37ZM41 96V95H40ZM50 96V98L52 99V97ZM54 96V95H53ZM171 96H172V94H171ZM196 96V95H195ZM194 96V97H195ZM61 97V96H60ZM69 97V96H68ZM67 97V100L70 98H68ZM72 97V96H71ZM76 97V96H75ZM166 97V95L164 96V98ZM187 97V96H186ZM185 97V98H186ZM9 98V97H8ZM19 98V97H18ZM27 98V97H26ZM39 98V97H38ZM43 98V97H42ZM49 97L48 98H46V100L47 99H50ZM59 98V97H58ZM63 98H64V95H63ZM62 98V99H63ZM79 98H80V96H78V100H79ZM142 98H141V100H142ZM159 98L160 97H158V100H159ZM170 98V97H169ZM169 98H167V99H169ZM185 98H183V99H185ZM3 99V98H2ZM20 99V98H19ZM40 99V98H39ZM44 99V98H43ZM50 99V100H51ZM53 99L54 100H56V97L54 96L53 97ZM59 99H61V98H59ZM75 100L77 99V98H74ZM157 99V98H156ZM162 99V97L160 98V102H163V99ZM171 99H172V97H171ZM170 99V100H171ZM196 99V98H195ZM212 99H213V97H212ZM14 100V99H13ZM12 100V101H13ZM42 100V99H41ZM46 100H43V102L45 101L46 102ZM66 100V97H65V102H64V104H66L67 102V107L69 108V107H71L70 106V103L69 102H71V101H73V98H70V100L71 101H67ZM85 100V99H84ZM206 100H207V98H206ZM27 101V100H26ZM37 101V100H36ZM48 101V100H47ZM58 101V100H57ZM57 101H54V103L56 104V102ZM62 101V100H61ZM60 100H59V102H61ZM86 101V100H85ZM133 101V102H134ZM176 101H178V100H176ZM201 101V100H200ZM21 102V101H20ZM28 102V101H27ZM41 102V101H40ZM39 102V103H40ZM49 102H53V101H49ZM202 102H204V101H202ZM53 103V104H54ZM63 103V102H62ZM61 103V104H62ZM78 101H77V104H76V106L78 105ZM177 103V102H176ZM12 104H13V102H12ZM27 104V103H26ZM30 104V103H29ZM28 104V105H29ZM49 104H51L52 105V103H49ZM58 104H60V103H58ZM60 104V105H61ZM177 104H179V102L177 103ZM186 104V103H185ZM184 104V105H185ZM192 104H193V101H192ZM212 104H213V102H212ZM219 104V103H218ZM1 105V104H0ZM73 105H75V104H73ZM79 105H81V103L79 104ZM78 105V106H79ZM86 105H87V103H86ZM172 105V104H171ZM196 105V104H195ZM13 106H15V105H13ZM32 106V105H31ZM37 106H38V104H37ZM49 106V105H48ZM58 106V105H57ZM75 106V107H76ZM90 106V105H89ZM178 106V105H177ZM187 106V105H186ZM211 104H210V102H208V104L206 105V107H200L199 108V110H197L198 111V116L196 115L195 117H198L197 119H198V121L197 122H195L199 127L197 128V132L199 133V134H202V135H199V136H202L203 138H205V139H209V140H213V138L216 136L215 135V131H212V126L214 127V125L215 124H217L216 123V121L218 120L217 118V116H212V114H211V112L210 111H208V109L209 108H211ZM220 106V105H219ZM30 107V106H29ZM52 107V106H51ZM61 107H63V108H65L64 106H60L59 108H61ZM80 107H82V106H79V108ZM176 107V106H175ZM26 109H28V106L27 107H25ZM36 108V107H35ZM46 108V107H45ZM71 108H73V106L71 107ZM78 108V107H77ZM78 108V110L80 111V109ZM173 109H174V107H172ZM177 108V107H176ZM184 108V107H183ZM189 108V107H188ZM206 108H207V110H206ZM15 109H16V107H15ZM82 110H84L83 109V107L81 108ZM181 109V108H180ZM187 108H185V110H186ZM192 109V108H191ZM219 109H220V107H219ZM32 110V109H31ZM30 110V111H31ZM81 110V111H82ZM178 110V109H177ZM211 110V109H210ZM21 111V110H20ZM24 111V110H23ZM49 111V110H48ZM98 111H100L99 113H97ZM180 111H182V109L180 110ZM8 112H10V111H8ZM15 112V111H14ZM47 112V111H46ZM51 112V111H50ZM183 112V111H182ZM22 113V112H21ZM37 113V112H36ZM57 113V112H56ZM175 113V112H174ZM173 113V114H174ZM180 113V112H179ZM16 114V113H15ZM28 114V113H27ZM38 114V113H37ZM44 114V113H43ZM59 114V113H58ZM86 114V113H85ZM94 114H92V115H94ZM131 114V113H130ZM129 114V115H130ZM134 114V113H133ZM172 114V115H173ZM17 115V114H16ZM24 115H25V113H24ZM23 115V116H24ZM89 115V114H88ZM88 115H86V116H88ZM96 115H98L99 117H96ZM128 115V116H129ZM177 115V114H176ZM185 115H186V113H185ZM219 115V114H218ZM26 116V115H25ZM24 116V117H25ZM34 116V115H33ZM38 116V115H37ZM43 116V115H42ZM189 116V115H188ZM24 117H22V118H24ZM31 117V116H30ZM36 117V116H35ZM34 117V118H35ZM41 117V116H40ZM52 117V116H51ZM89 117V116H88ZM95 117V118H94ZM132 117V116H131ZM182 117V116H181ZM221 117H223V116H221ZM239 117V118H240ZM261 117V115L259 116V118ZM33 118V119H34ZM37 118H39V117H37ZM104 117H102V120H104L103 119ZM226 118V117H225ZM224 118V119H225ZM262 118V117H261ZM261 118H260V120H261ZM40 119V118H39ZM130 119V118H129ZM187 119V118H186ZM221 119V118H220ZM264 119V118H263ZM263 119H262V121H263ZM25 120H26V117H25ZM38 120V119H37ZM37 120H35L36 122H37ZM101 120V119H100ZM226 120V119H225ZM35 121H33L34 123H35ZM187 121V120H186ZM224 121V120H223ZM235 121V120H234ZM226 122V121H225ZM236 122V121H235ZM254 122V121H253ZM43 123H45V122H43ZM48 123V122H47ZM178 123V122H177ZM183 123V122H182ZM192 123V122H191ZM202 125H201V124ZM231 123H232V120H231ZM231 123H230V125H231ZM234 123V122H233ZM238 123V122H237ZM255 123V122H254ZM260 123H263V122H261L260 121ZM12 124V123H11ZM70 124V123H69ZM188 124V123H187ZM193 124V123H192ZM224 123H222V125H223ZM229 124V123H228ZM253 124V123H252ZM24 125H26V124H24ZM256 125H257V123H256ZM259 125H261V124H259ZM100 126V125H99ZM142 126V125H141ZM182 125H180V127H181ZM191 126V125H190ZM228 126V125H227ZM234 126V125H233ZM241 126V125H240ZM254 127L253 128H256L255 127V125H253ZM258 126V125H257ZM172 127V126H171ZM184 127H186V126H184ZM192 127V126H191ZM191 127H189V128H191ZM232 127V126H231ZM247 127H248V125H247ZM52 128V127H51ZM173 128H175V127H173ZM262 128V127H261ZM260 128V129H261ZM31 129V128H30ZM39 129V128H38ZM43 129V128H42ZM96 130H97V128H95ZM186 130L188 129V126H187V128H185ZM185 129H184V131H185ZM195 129V128H194ZM229 129V128H228ZM264 129V127L262 128V130ZM4 130V129H3ZM17 130V129H16ZM60 130V129H59ZM59 130H57V131H59ZM137 130H140V129H137ZM175 130H177L176 128H175ZM180 130V129H179ZM182 130H183V127H182ZM192 130V129H191ZM196 130V129H195ZM222 130V129H221ZM230 130H231V128H230ZM238 130V129H237ZM31 131V130H30ZM33 131V130H32ZM107 131V130H106ZM111 131V130H110ZM143 131V130H142ZM161 131H162V129H161ZM181 131V130H180ZM228 131V130H227ZM258 131H260L259 129H258ZM49 132V131H48ZM109 132V130L106 132V133H108ZM112 132V133H111ZM110 133H111V135L110 134H108L109 136H111L112 137V134L114 135L115 133H116V131H114V130H112ZM256 132V131H255ZM14 133V132H13ZM15 133H16V131H15ZM59 133H60V131H59ZM76 133V132H75ZM105 133V132H104ZM103 133V134H104ZM119 133V132H118ZM160 133V132H159ZM162 133H164V134H162ZM169 133H170V131H169ZM168 133V134H169ZM182 133V132H181ZM186 132H184V134H185ZM232 133V132H231ZM243 133V132H242ZM253 133V132H252ZM262 133V132H261ZM58 134V133H57ZM117 134V133H116ZM161 134L164 136V135H167V133L165 134V132L164 131H162L161 132ZM183 134V135H184ZM224 134V133H223ZM258 134V133H257ZM264 134V133H263ZM17 135V134H16ZM43 136V134H40L38 137H40L39 139H41V137ZM58 135H60V134H58ZM104 135H106V134H104ZM132 135V134H131ZM161 135V136H162ZM170 135V134H169ZM171 135H172V132H171ZM170 135V136H171ZM215 135V136H214ZM248 135V134H247ZM88 136H90V135H88ZM91 136H92V134H91ZM133 136H134V134H133ZM213 136V137H212ZM244 136V135H243ZM242 136V138H244ZM62 137V136H61ZM67 137V136H66ZM80 137V136H79ZM87 137V136H86ZM105 137H107V136H105ZM114 137V136H113ZM115 137H116V135H115ZM118 137H123V134L120 136H118ZM149 137V136H148ZM156 137H158L157 135H156ZM159 137H160V135H159ZM159 137H158V140H159ZM250 137V136H249ZM91 138V137H90ZM97 138V137H96ZM121 138H118L119 139V141H120V139ZM125 138V137H124ZM131 138H132V136H131ZM154 138H155V136H154ZM166 138H168V135H167V137ZM193 138V137H192ZM220 138V137H219ZM246 138V137H245ZM253 137H251V139H252ZM258 138H259V136H258ZM262 138V137H261ZM260 138V139H261ZM66 139H68V138H66ZM76 139V138H75ZM74 139V140H75ZM85 139V138H84ZM115 139V138H114ZM117 139V140H118ZM137 139V138H136ZM216 139H218V137L216 136ZM216 139H214V141L216 142L217 140ZM248 139V138H247ZM263 139V138H262ZM63 140H64V138H63ZM87 140H89V138H87V139H85V141H87ZM106 140H108L107 141V144H108V142L110 141L109 139H106ZM123 140V139H122ZM126 140H128V138H126ZM163 140H166V142H167V140L168 139H163ZM174 140H176V139H174ZM186 140V139H185ZM225 140V139H224ZM242 140V139H241ZM249 140V139H248ZM247 140V141H248ZM254 140V139H253ZM60 142H61V140H59ZM59 141H57L58 143H59ZM65 141H67V140H65ZM91 141H96V140H94V138L91 140ZM103 141H105V140H103ZM119 141H117L118 143H120ZM124 141H125V139H124ZM138 141V140H137ZM171 141V140H170ZM184 141V140H183ZM222 141V140H221ZM234 141V140H233ZM238 141V140H237ZM246 141V140H245ZM261 141V140H260ZM63 142V141H62ZM68 142H71L70 140H68ZM77 142V141H76ZM76 142H74V144H76ZM84 142V141H83ZM88 142V141H87ZM86 142V143H87ZM89 142H90V140H89ZM127 142V141H126ZM130 142V141H129ZM150 142H153L152 141V139L151 140H147V142H146V144H143V145H145V146H143V148H145L146 146H147V148L149 149V150H151L152 151V145H149V144H151ZM155 142H156V140H155ZM155 142H153V145H154V143ZM172 142V141H171ZM227 142V141H226ZM236 142V141H235ZM251 142V141H250ZM17 143V142H16ZM27 143V142H26ZM54 143V142H53ZM57 143V144H58ZM67 143V142H66ZM66 143H64V144H66ZM72 143H73V140H72ZM77 143H79V142H77ZM85 143V144H86ZM94 143V142H93ZM92 143V144H93ZM96 143H97V141H96ZM106 143V142H105ZM109 143H111V142H109ZM113 143V142H112ZM116 143V142H115ZM123 143V142H122ZM165 143V142H164ZM239 143V142H238ZM247 143V142H246ZM251 143H253V142H251ZM262 143H263V141H262ZM22 144V143H21ZM55 144V143H54ZM80 144V143H79ZM84 144V143H83ZM83 145V147L84 146H90L91 144L89 143V144H86V145ZM104 144V143H103ZM170 144V143H169ZM174 144V143H173ZM52 145V144H51ZM56 145V144H55ZM59 145H61V144H59ZM98 145H100V142H99V144ZM102 145V144H101ZM115 145L117 146V143L116 144H114L113 146H114V149H115ZM122 145V144H121ZM178 145V144H177ZM179 145H181V144H179ZM240 145V144H239ZM242 145H244L245 146V144H242ZM249 145V144H248ZM65 146L66 145H64V147L62 148L63 149V151L61 150V152H59L58 151V153L59 154H57L56 156L57 157H55V162L57 163L56 164V167L54 166L53 168H52V170H48V171H43L44 172V174H43V178H42V181H41V183H39V184H36V183H33L29 178L27 179L26 178V176H25V174H24V172H25V170H24V172L22 171V169L21 170H18V167H17V170L16 169H14V170H12L11 172H7V171H5V170H3V172H0V264H6L7 262H8V259L10 258V259H12V257H14V258H16V257H25L26 259L28 258V251L33 247V245H35L36 243H37V241L38 240H40V239H42V238H46V237H50V236H52V235H54L55 233L56 234H58L59 232H62V231H66V227L67 228H69L68 227V225L70 224V220L73 218V217H77V215L78 214H80L81 213V211H82V208H81V206L80 207H77L78 205H74V204H76V202L74 203V204H71V202H73V201H71V199L69 200V198H68V200H67V198L65 199L64 197L63 198H61V197H55L56 199H51V197H53V196H51V192L54 190V188H56V189H58V190H61V191H63L64 193H67V190H65L66 189V187L67 186H69V185H71V184H73V187H74V185L75 184H77L78 185V182H80V176H79V173H77L78 175L76 176H74L73 174V172H72V170L73 169H76V168H74V166L73 165H71V163L72 164H74L75 163V161L76 160H78V159H76L75 158V156H77V155H75V156H72V154L73 153H75L76 152V150H74L73 148H74V146H69L68 147V150H65L64 148H65ZM76 146V145H75ZM79 146V149L81 148L80 147V145H78ZM93 146H94V144H93ZM93 146H91V147H93ZM108 146V145H107ZM111 146V145H110ZM170 146V145H169ZM171 146H173V145H171ZM202 146V145H201ZM13 147V146H12ZM53 147V146H52ZM70 147H72V148H70ZM83 147H82V149H83ZM91 147H90V149H91ZM97 147V146H96ZM95 147V148H96ZM162 147V146H161ZM179 147V146H178ZM259 147V146H258ZM58 148V147H57ZM61 148V147H60ZM86 148V147H85ZM95 148H93V149H95ZM97 148H99V147H97ZM97 148H96V150H94V151H97ZM109 148V147H108ZM107 148V149H108ZM110 148H112V147H110ZM110 148H109V151H110ZM117 148V147H116ZM119 148V147H118ZM115 149V150H119V149ZM183 148V147H182ZM181 148V149H182ZM261 148V147H260ZM262 148H264V146H262ZM54 149V148H53ZM71 149H73L75 152H72V150ZM77 149V148H76ZM78 149V150H79ZM82 149H80V150H82ZM87 149H88V147H87ZM106 149V148H105ZM160 149V148H159ZM166 149H168V148H166V144L164 145V151L166 150ZM170 149H171V147H170ZM180 149V148H179ZM197 149H198V147H197ZM5 150V149H4ZM47 150V149H46ZM59 150V149H58ZM65 150V151H64ZM78 150H77V153H79L78 152ZM84 150V149H83ZM115 150L112 152V149H111V152L112 153H114L115 152ZM177 150V149H176ZM195 150V149H194ZM246 150H248L247 148H246ZM246 150H245V152H246ZM258 150V149H257ZM264 150V149H263ZM263 150H261V151H263ZM9 151V150H8ZM8 151H6V152H8ZM11 151V150H10ZM14 152H15V150H13ZM13 151H12V153H13ZM18 151V150H17ZM68 151V152H67ZM85 151V150H84ZM83 151V152H84ZM87 151V150H86ZM85 151V152H86ZM90 151V150H89ZM92 151V150H91ZM101 151H102V149H101ZM107 151V150H106ZM105 151V152H106ZM136 151H138V150H136ZM136 151H134V152H136ZM170 151V150H169ZM184 151H186V150H183L182 151V153L184 152ZM191 151V150H190ZM221 151V150H220ZM83 152H81L80 151V153H81V156H79L80 158H82V155H85V154H82ZM110 152V153H111ZM156 152L157 151H155V153L154 154H156ZM160 152V151H159ZM162 152V151H161ZM160 152V153H161ZM166 152V151H165ZM171 152V151H170ZM224 152V151H223ZM240 152V151H239ZM88 153V152H87ZM109 153V152H108ZM116 153V152H115ZM121 153V151L120 152H117V154L116 155H118V154H120ZM143 153H145L146 154V152H144V150H143ZM150 153V152H149ZM159 153V154H160ZM188 153H189V151H188ZM192 153V152H191ZM207 153V152H206ZM250 153H251V151H250ZM254 153V152H253ZM256 153H258V152H256ZM9 154V153H8ZM10 154H11V152H10ZM15 154V153H14ZM88 154H90V153H88ZM94 154V153H93ZM122 154V153H121ZM137 154H139V152H137ZM142 154V153H141ZM144 154V155H145ZM158 154V158H160V160L162 161V160H164L163 158V155L161 154V155H159ZM172 154V153H171ZM175 154H176V151H175ZM183 154H185V155H187L186 153H183ZM203 154V153H202ZM208 154V153H207ZM245 155H246V153H244ZM5 155V154H4ZM74 155V154H73ZM78 155H80V154H78ZM95 155H97V154H95ZM105 155H107L108 156V154H105ZM113 155V154H112ZM112 155H110V156H112ZM126 155V154H125ZM135 155H136V153H135ZM134 155V156H135ZM143 155V154H142ZM148 155V154H147ZM166 155V154H165ZM164 155V156H165ZM176 155H178V153L176 154ZM181 155V154H180ZM205 155V154H204ZM247 155H249L250 156V154H247ZM246 155V156H247ZM255 155V154H254ZM259 155V154H258ZM257 155V156H258ZM3 156V155H2ZM8 156V155H7ZM10 156V155H9ZM16 156V155H15ZM106 156V157H107ZM131 156H133L132 154H130L129 155V158L128 157H126V156H124V157H126L127 159H131V161H132V163H133V161H134V159L136 160V162L138 161V158H139V156H138V158H137V156H133V158L131 157ZM169 156V155H168ZM166 157V158H169V157ZM173 156V155H172ZM206 156V155H205ZM6 157V156H5ZM75 159H74V158ZM84 157H86V155L84 156ZM83 157V158H84ZM87 157H89V156H87ZM113 157V156H112ZM112 157H110V159L112 158ZM144 157V156H143ZM146 157V156H145ZM151 157H153V156H151ZM171 157V156H170ZM190 157V156H189ZM201 157V156H200ZM260 157V156H259ZM10 158V157H9ZM16 158V157H15ZM48 158V157H47ZM92 158V157H91ZM100 157H98V158H92L93 160L94 159H99ZM105 158V157H104ZM103 158V159H104ZM116 158H117V156H116ZM119 158H121V156L120 157H118V159ZM157 158V155H156V157H155V159ZM180 157L178 156L177 158L175 157V155H174V159H179ZM195 158H196V156H195ZM205 158V157H204ZM250 158V157H249ZM258 158V157H257ZM11 159V158H10ZM43 159V158H42ZM89 159V158H88ZM91 159V160H92ZM113 159V158H112ZM117 159V160H118ZM124 159V158H123ZM140 159V158H139ZM149 159V158H148ZM152 158H150L149 160H151ZM173 159V158H172ZM198 159V158H197ZM201 159V158H200ZM226 159H227V157H226ZM239 159V158H238ZM245 159H246V157H245ZM7 160V159H6ZM21 160V159H20ZM84 160H86V158L84 159ZM83 160V161H84ZM92 160V161H93ZM105 160H107V159H105ZM120 160V159H119ZM171 160V159H170ZM175 160V161H176ZM181 160H182V158H181ZM242 160V159H241ZM249 160V159H248ZM19 161V160H18ZM47 161V160H46ZM91 161V162H92ZM108 161H109V159H108ZM113 160H111V161H109L110 163L112 162ZM115 161V160H114ZM129 161V160H128ZM143 160H142V158H141V162H142ZM189 161V163H191L190 162V160H188ZM202 161H204V160H202ZM206 161V160H205ZM204 161V162H205ZM244 161V160H243ZM259 161V160H258ZM19 162H21V161H19ZM55 162H54V164H55ZM86 162V161H85ZM90 162V163H91ZM97 162H98V160H97ZM97 162H96V164H97ZM116 162V161H115ZM119 162V161H118ZM117 162V163H118ZM124 162V161H123ZM144 162V161H143ZM249 162H252V160L251 161H249ZM53 163V162H52ZM79 163V162H78ZM80 163H82V162H80ZM101 163H102V161H101ZM105 163V162H104ZM107 163V162H106ZM122 163V162H121ZM125 163V162H124ZM127 163V162H126ZM125 163V164H126ZM164 163V162H163ZM171 163V162H170ZM255 163V162H254ZM253 163V164H254ZM2 164V165H1ZM7 164V163H6ZM20 164V163H19ZM134 164H135V162H134ZM136 164H138V162L136 163ZM139 164L141 165V163H140V161H139ZM145 164V163H144ZM144 164H143V168H144ZM175 164V163H174ZM204 164V163H203ZM245 164H246V160H245ZM262 164V163H261ZM0 165H1V168H3L2 166L3 165H5V163H4V158H2V159H0ZM9 165V164H8ZM78 165V164H77ZM81 165V164H80ZM94 165H95V163H94ZM103 165H105V164H103ZM112 165V164H111ZM116 166V165H118V164H116V163H113V166ZM129 165V164H128ZM184 165H185V163H184ZM188 165V164H187ZM197 165V164H196ZM230 165V164H229ZM260 165V164H259ZM263 165V164H262ZM14 166H15V164H14ZM22 166V165H21ZM40 166V165H39ZM38 166V167H39ZM73 166V169H71V167ZM97 167L95 168V171H97L98 170V172H99V174L101 173V175H103L102 174V172H103V170L105 169V168H102L103 166L102 165H100V164H98V165H96ZM100 166H102L101 168H99ZM106 167L107 166H109V165H105ZM104 166V167H105ZM134 166H136V165H134ZM133 166V167H134ZM146 166V165H145ZM175 166H177V165H175ZM250 166V165H249ZM253 166V165H252ZM255 166V165H254ZM20 167V166H19ZM85 167V166H84ZM91 167V166H90ZM92 167H93V165H92ZM110 167V166H109ZM123 167H125V166H123ZM126 167H129V166H127L126 165ZM130 167H132V166H130ZM133 167L132 168H129L130 170L132 169V172H133ZM137 167H139L138 165H137ZM173 167V166H172ZM50 168V167H49ZM79 168V167H78ZM77 168V169H78ZM111 168V167H110ZM113 168V167H112ZM115 168V167H114ZM113 168V169H114ZM118 168V167H117ZM116 168V169H117ZM136 168V167H135ZM134 168V169H135ZM174 168V167H173ZM242 169H244V167H241ZM141 169V168H140ZM185 169L186 168H184V171H185ZM188 169V168H187ZM191 169V168H190ZM264 169V168H263ZM83 170V169H82ZM102 170V171H101ZM106 170H109V169H105V171ZM119 170H120V168H119ZM119 170H118V172H119ZM124 171L125 170H127V168L125 169H123ZM143 170H145V168L143 169ZM173 170H175V169H173ZM176 170H177V168H176ZM234 170V169H233ZM77 171V170H76ZM84 171V170H83ZM94 171V170H93ZM92 171V172H93ZM105 171L103 172V173H105ZM121 171V170H120ZM192 171H194V170H192ZM236 171V170H235ZM254 171L256 172V170L254 169ZM78 172V171H77ZM89 172V171H88ZM107 172H109V171H107ZM106 172V173H107ZM111 172H113L112 170H111ZM128 172H130V171H128ZM127 172V173H128ZM135 172H137V170L135 171ZM138 172H143V173H145L144 171H139L138 170ZM137 172V173H138ZM197 171H195V173H196ZM217 172V171H216ZM216 172H215V174H216ZM233 172V171H232ZM238 172V171H237ZM245 171L243 170V173H244ZM250 172V171H249ZM252 172H253V169H252ZM38 173H39V171H38ZM73 173V174H72ZM85 173V172H84ZM86 173H87V171H86ZM95 173V172H94ZM121 173V172H120ZM120 173H118V174H120ZM123 173V172H122ZM127 173H125L124 172V175L123 176H125V174H127ZM142 173V174H143ZM183 173V172H182ZM41 174V175H42ZM89 174H90V172H89ZM97 174V173H96ZM107 174H109V173H107ZM106 174V175H107ZM115 174V173H114ZM117 174V175H118ZM136 174V173H135ZM138 174H140V173H138ZM137 174V175H138ZM146 174V173H145ZM177 174H179V173H177ZM194 174V173H193ZM239 174H242V172L241 173H239ZM245 174V173H244ZM249 174V173H248ZM37 175H39V174H37ZM73 175V176H72ZM81 175H82V173H81ZM174 175V174H173ZM172 175V176H173ZM212 175V174H211ZM213 175H214V173H213ZM211 176V177H213L214 178V176ZM246 175V181H247V174H245ZM251 175V174H250ZM253 175V174H252ZM3 176H5V179L3 178ZM93 177H94V175H92ZM111 176H112V174H111ZM116 176V175H115ZM122 176V177H123ZM131 176V175H130ZM132 176H134V178H137V176L136 175H134V173H133V175ZM136 176V177H135ZM141 176V175H140ZM140 176H138V177H140ZM197 176V175H196ZM236 176H237V174H236ZM242 176V175H241ZM240 176V177H241ZM244 176V175H243ZM83 177V176H82ZM87 177V176H86ZM89 177V176H88ZM87 177V178H88ZM97 177V176H96ZM96 177H94V179L96 178ZM99 177V176H98ZM118 177H121V176H118ZM121 177V178H122ZM145 177V176H144ZM148 177V176H147ZM179 177V176H178ZM191 177V176H190ZM192 177H193V175H192ZM210 177V178H211ZM253 177V176H252ZM41 178V177H40ZM85 178V177H84ZM86 178V179H87ZM90 178V177H89ZM102 178V177H101ZM107 178V177H106ZM109 178V177H108ZM112 178V177H111ZM111 178H109V179H111ZM126 178V177H125ZM142 178V177H141ZM238 178V177H237ZM245 178V177H244ZM92 179V178H91ZM100 179V178H99ZM103 179H104V177H103ZM106 180V181H109L110 182V180ZM113 179V178H112ZM116 179V178H115ZM117 179H119L120 180V178H117ZM129 180H130V178H128ZM127 179V180H128ZM132 180H133V177L131 178ZM138 179V178H137ZM140 179V178H139ZM138 179V180H139ZM143 179V178H142ZM146 179V178H145ZM148 179V178H147ZM151 179V178H150ZM149 179V180H150ZM162 179H163V177H162ZM173 179H175L174 177H173ZM173 179L171 180V181H173ZM180 179V178H179ZM183 179V178H182ZM182 179H180V180H182ZM207 179V178H206ZM212 179V178H211ZM253 179H254V177H253ZM4 180L7 182V184L8 185H10V186H12L11 188H12V190L11 189H8V190H5V189H7V184L5 183L4 184ZM38 180V179H37ZM44 180V181H43ZM75 180H77V183H75L76 181ZM81 180H83V179H81ZM88 180V179H87ZM136 180V179H135ZM248 180H249V176H248ZM255 180H256V178H255ZM259 180H261V179H259ZM75 181V182H74ZM84 181H86L85 179H84ZM89 181V180H88ZM105 181V182H106ZM116 181H118V180H116ZM120 181H122V179L120 180ZM123 181H124V179H123ZM134 181V180H133ZM140 181V180H139ZM156 181H157V179H156ZM176 180H174L173 182H175ZM179 181V180H178ZM186 181H187V179H186ZM186 181H185V183H186ZM189 181H190V178H189ZM197 181V180H196ZM195 181V182H196ZM206 181V180H205ZM205 181H204V183H205ZM216 181V180H215ZM232 181V180H231ZM245 181V182H246ZM250 181V180H249ZM111 182H112V180H111ZM110 182V183H111ZM114 182H115V180H114ZM135 182V181H134ZM142 182V181H141ZM140 182V183H141ZM147 182V181H146ZM159 182V181H158ZM163 182V181H162ZM195 182H193V183H195ZM245 182L243 181V183L245 184ZM81 183V182H80ZM82 183H84V182H82ZM88 182L86 181V184H87ZM93 183V182H92ZM102 183H103V181H102ZM116 183V182H115ZM128 183H131V180H130V182H128ZM128 183H127V187H128ZM140 183H137V184H139L140 185ZM164 183V182H163ZM163 183H161V184H163ZM167 183V182H166ZM165 183V184H166ZM188 183V182H187ZM187 183H186V185H187ZM192 183V182H191ZM209 183V182H208ZM231 183V182H230ZM229 183V184H230ZM240 183V182H239ZM239 183H237V184H239ZM242 183V184H243ZM255 183H256V181H255ZM125 184V183H124ZM133 184V183H132ZM136 184V183H135ZM143 184V183H142ZM141 184V185H142ZM161 184H159V185H161ZM167 184H169V182L167 183ZM174 184V183H173ZM182 184V183H181ZM184 184V183H183ZM189 184V183H188ZM206 184H207V181H206ZM236 184V185H237ZM250 184V183H249ZM257 184V183H256ZM4 185H5V187H4ZM79 185H82V184H79ZM78 185V186H79ZM88 185H90V184H88ZM106 185H108V183L106 182ZM113 185V184H112ZM111 185V186H112ZM130 185V184H129ZM134 185V184H133ZM132 185V186H133ZM158 185V186H159ZM170 185H171V183H170ZM169 185V186H170ZM195 185H196V183H195ZM202 185H204V184H202ZM210 185V184H209ZM236 185L234 186V187H236ZM241 185V184H240ZM90 186H92V184L90 185ZM102 186H104V183L102 184ZM109 186V185H108ZM107 186V187H108ZM118 186V185H117ZM138 186V185H137ZM144 186V185H143ZM165 186V185H164ZM168 185L167 186H165L166 187V189L165 190H167V187H169ZM174 186H176V183H175V185H173V187ZM179 186H180V183H179ZM178 186V187H179ZM190 186H192V185H190ZM189 186V187H190ZM205 186V185H204ZM232 186V185H231ZM239 186V185H238ZM244 186V185H243ZM252 186V185H251ZM258 186V185H257ZM39 187H41V188H39ZM77 187V186H76ZM76 187H74L75 189H76ZM83 187V186H82ZM140 187V186H139ZM142 187V186H141ZM145 187V186H144ZM144 187H142L143 188V190L145 189ZM148 187V186H147ZM155 187V186H154ZM161 188L163 187V186H160ZM172 187V188H173ZM181 187H182V185H181ZM208 186H205V189L207 188ZM222 187V186H221ZM240 187V188H239ZM239 187H237V188H239V193H240V189L242 188V185L241 186H239ZM245 187V186H244ZM246 187H248V185L246 186ZM245 187V188H246ZM259 187V186H258ZM78 188V187H77ZM93 188L94 189H96L95 187H92V191H93ZM104 188V187H103ZM105 188H106V186H105ZM132 188V187H131ZM157 188V187H156ZM155 188V189H156ZM164 188V187H163ZM183 188H184V186H183ZM236 188V189H237ZM245 188H244V191L246 192V190H247V193H250L251 192V190H253V189H251L250 190V192H248V189L246 188V190H245ZM260 188V187H259ZM55 189V190H56ZM72 189V188H71ZM74 189V190H75ZM81 189H83V188H81ZM111 189H112V187H111ZM114 189V188H113ZM116 189V188H115ZM148 189V188H147ZM158 189V188H157ZM169 189H171V188H169ZM175 189V188H174ZM186 189V188H185ZM185 189H183V190H185ZM190 189V188H189ZM192 190H193V188H191ZM203 189V188H202ZM207 189H209V188H207ZM222 189V188H221ZM243 189V188H242ZM241 189V192L244 194V191ZM250 189V188H249ZM86 190V189H85ZM96 190H99L98 188L96 189ZM101 190V189H100ZM136 190V189H135ZM138 190V189H137ZM151 190V189H150ZM153 190V189H152ZM162 190V189H161ZM177 190V189H176ZM224 190V189H223ZM238 190V189H237ZM83 191H84V189H83ZM88 191V190H87ZM91 190H89V192H90ZM113 191V190H112ZM124 191V190H123ZM134 191V190H133ZM154 191V190H153ZM157 191V190H156ZM173 191V190H172ZM171 191V192H172ZM178 191V190H177ZM188 191V190H187ZM209 191V190H208ZM207 190L205 191V192H208ZM225 191V190H224ZM254 191V190H253ZM261 191V190H260ZM55 192V191H54ZM77 192V191H76ZM85 192V191H84ZM99 192L100 191H98L97 193L99 194ZM101 192H104V191H101ZM115 192V191H114ZM125 192V191H124ZM136 192V191H135ZM142 192V191H141ZM144 192H147L146 190L144 191ZM155 192V191H154ZM154 192H152V194L154 195ZM163 192H165V191H163ZM167 192V191H166ZM166 192H165V194H166ZM168 192H169V190H168ZM179 192V191H178ZM183 192V191H182ZM193 192V191H192ZM210 192L211 191H209L208 193V195H210ZM221 192H223V191H221ZM235 192V191H234ZM71 193H75V191L74 192H72L71 191ZM71 193H69L70 195H71ZM82 193V192H81ZM107 193V192H106ZM128 193V192H127ZM143 193V192H142ZM156 193V192H155ZM162 193V192H161ZM161 193H160V195H161ZM170 193V192H169ZM177 193V192H176ZM181 193V192H180ZM185 193V192H184ZM187 193V192H186ZM224 193V192H223ZM225 193H227V192H225ZM60 194V193H59ZM90 194V193H89ZM88 194V195H89ZM94 194H96V193H94ZM94 194H93V198H96V196L98 195H96V196H94ZM103 194V193H102ZM101 194V195H102ZM108 194V193H107ZM133 194V193H132ZM137 194V193H136ZM135 194V195H136ZM140 194V193H139ZM145 194H147V193H145ZM158 194H159V191H158ZM179 194V193H178ZM183 194V193H182ZM188 194V193H187ZM192 194V193H191ZM191 194H190V196H188V197H190L191 198ZM193 194H194V192H193ZM199 194V193H198ZM200 194H203V193H200ZM207 194V193H206ZM230 194H232L231 192H230ZM100 195V197L101 198H103L102 196ZM109 195H111L110 193H109ZM148 195H149V193H148ZM148 195H144V196H147V197H149V196H151V194L148 196ZM157 195V194H156ZM159 195V196H160ZM162 195H164V193L162 194ZM184 195V194H183ZM207 195V196H208ZM211 195H212V193H211ZM210 195V196H211ZM221 195H223V196H225V194H221ZM246 195V194H245ZM51 196V197H50ZM63 196V195H62ZM67 196H69V195H67ZM71 196H73V195H71ZM78 196V195H77ZM143 196V197H144ZM155 196V195H154ZM168 196H169V194H168ZM178 196V195H177ZM176 196V197H177ZM180 196H182V195H179L177 198H179ZM185 196V195H184ZM194 196V195H193ZM192 196V197H193ZM202 198H204L205 197V193L203 194V196L202 195H200ZM213 196V195H212ZM226 196H229V198H231L232 199V197H233V195H232V197H230L231 195H228V193L226 194ZM119 197V196H118ZM118 197H117V199H118ZM147 197H145L146 199H147ZM167 197V196H166ZM187 197V198H188ZM235 197H236V199H237V196H236V194H235ZM234 197V198H235ZM243 197V196H242ZM247 197V196H246ZM246 197H243V199H246ZM251 197H252V195H251ZM71 198V197H70ZM78 198V197H77ZM89 198V197H88ZM90 198H91V196H90ZM92 198V199H93ZM109 198H111L110 196H109ZM140 198H141V196H140ZM164 198V197H163ZM182 198V197H181ZM180 198V199H181ZM194 198V197H193ZM192 198V199H193ZM208 199H209V197H207ZM206 198V199H207ZM220 198H222V196L220 197ZM228 197H227V200L229 199ZM253 198V197H252ZM50 199V200H49ZM80 199V198H79ZM97 199H98V197H97ZM112 199V198H111ZM116 199V198H115ZM115 199H113V200H115ZM116 199V200H117ZM153 199H154V197H153ZM157 199V198H156ZM158 199H160L159 197H158ZM165 199V198H164ZM163 199V200H164ZM185 199H186V197H185ZM184 199V200H185ZM201 199V198H200ZM199 199V200H200ZM210 199H211V197H210ZM212 199H214L213 197H212ZM211 199V200H212ZM223 199V198H222ZM248 199V198H247ZM246 199V200H247ZM264 199V198H263ZM262 199V200H263ZM89 200V199H88ZM99 200V199H98ZM101 200V202L99 203V204H101V203H103V202H105L104 200H102V199H100ZM107 200H108V198H107ZM142 200H144V199H142ZM152 200V199H151ZM168 200V199H167ZM197 200V199H196ZM204 200H205V198H204ZM203 200V201H204ZM211 200L209 201V203L211 202ZM223 200H226V199H223ZM233 200V199H232ZM239 199H237V201H238ZM87 201V200H86ZM92 201H94V203H95V201L96 200H91L90 202H92ZM103 201V202H102ZM117 201H119V199L117 200ZM116 201V202H117ZM124 201V200H123ZM153 201H155V200H153ZM180 200L178 199V202H179ZM183 201V200H182ZM188 201H190V200H188ZM194 200H191L190 202H193ZM198 201V200H197ZM216 201V200H215ZM222 201V200H221ZM230 201V199L227 201V202H229ZM237 201H236V203H237ZM251 201V200H250ZM253 201V200H252ZM251 201V202H252ZM97 202V201H96ZM107 202H109V201H107ZM121 202V201H120ZM156 202V201H155ZM177 202V203H178ZM206 202V201H205ZM213 202V201H212ZM223 202V201H222ZM227 202L225 203V205L227 204ZM239 202H241V201H239ZM245 202V201H244ZM244 202H242V204L244 203ZM247 202H249V201H247ZM32 203L34 204V208H33V206H32ZM86 203V202H85ZM87 203H89V202H87ZM98 203V202H97ZM96 203V204H97ZM118 203V202H117ZM135 203V202H134ZM139 203V202H138ZM162 203H164L163 201H162ZM199 203H201V202H199ZM207 203H208V200H207ZM208 203V204H209ZM215 203V202H214ZM224 203V202H223ZM234 203V202H233ZM253 203V202H252ZM255 203V202H254ZM259 203V202H258ZM112 205H113V202L111 203ZM149 204H150V202H149ZM154 204H156V203H154ZM160 204H161V202H160ZM160 204H159V206H160ZM169 204H171V201H170V203ZM183 204V203H182ZM186 203L184 202V204H183V206H181L182 208H184V205H185ZM198 204V203H197ZM202 204V203H201ZM200 204V205H201ZM206 204V203H205ZM210 204H212V203H210ZM216 204V203H215ZM220 204V203H219ZM231 204H232V202H231ZM242 204H239L240 206L242 205ZM257 204V203H256ZM80 205V204H79ZM85 204H83V206H84ZM102 205V204H101ZM101 205H99V207L98 208H96V209H103V207H101L100 208V206ZM121 205V204H120ZM134 205V204H133ZM174 205V204H173ZM187 205H188V203H187ZM192 205V204H191ZM200 205H199V207H200ZM203 205V204H202ZM225 205H223V207L225 206ZM230 205V204H229ZM228 205V206H229ZM234 205V204H233ZM238 205V204H237ZM244 205V204H243ZM248 204H246L245 206H247ZM258 205V204H257ZM111 206V205H110ZM127 206V205H126ZM156 206L158 207V205L156 204ZM155 206V207H156ZM172 206V205H171ZM186 206V205H185ZM189 206V205H188ZM187 206V207H188ZM205 206L206 205H204L203 207L205 208ZM215 206V205H214ZM213 206V209L215 208ZM236 206V205H235ZM244 206V207H245ZM249 206V205H248ZM250 206H251V204H250ZM261 206V205H260ZM259 206V207H260ZM90 207V206H89ZM109 207V206H108ZM108 207H106V208H108ZM113 207V206H112ZM121 207V206H120ZM169 207H170V205H169ZM180 206H179V209L181 208ZM194 206H192V208H193ZM210 207H211V205H210ZM220 207H222V205L220 206ZM239 207V206H238ZM243 206H241V208H242ZM244 207H243V209H244ZM252 209L253 210H255L254 208H253V204H252ZM255 207H256V205H255ZM86 208V207H85ZM84 207H83V209H85ZM94 208V207H93ZM106 208L105 209H103L104 210V213H105V210H106ZM116 208V207H115ZM119 208V207H118ZM160 208H162V207H160ZM186 208V207H185ZM203 208V209H204ZM217 208H218V204H217ZM216 208V209H217ZM225 208H226V206H225ZM224 208V209H225ZM92 209V208H91ZM130 209V208H129ZM133 209V208H132ZM150 209V208H149ZM168 210H169V208H167ZM179 209H176V210H179ZM194 209H196V208H194ZM199 209V208H198ZM207 209V208H206ZM211 209H212V207H211ZM234 209H236V208H234ZM238 209H240V207L238 208ZM251 209V208H250ZM250 209L248 208V210L250 211ZM97 210V211H98ZM103 210H101V213H102V211ZM114 210V209H113ZM118 210V209H117ZM117 210H114V211H117ZM168 210H166V211H168ZM190 210V209H189ZM200 210V209H199ZM205 210V209H204ZM203 210V211H204ZM245 210H246V207H245ZM245 210H244V212H245ZM253 210H251V212L253 211ZM258 210V209H257ZM256 210V211H257ZM27 211V212H26ZM84 211V210H83ZM94 211V210H93ZM108 211H109V208H108ZM108 211H106V212H108ZM111 211V210H110ZM109 211V212H110ZM135 211V210H134ZM170 211V210H169ZM168 211V212H169ZM183 211V210H182ZM186 211V210H185ZM193 211H195V210H193ZM213 211V210H212ZM225 211H227V210H225ZM231 211V210H230ZM233 212H235L234 210H232ZM92 212V211H91ZM111 212H113V211H111ZM111 212L109 213V214H111ZM206 212V211H205ZM211 212V211H210ZM221 212V211H220ZM241 212H242V209H241ZM244 212H243V214H244ZM86 213V212H85ZM154 213H155V211H154ZM163 213V212H162ZM167 213V212H166ZM166 213H165V216H167L166 215ZM179 213H181V212H179ZM228 213H230V212H228ZM227 213V216L229 217V216H231V218H232V216H234L235 214H237L238 213V210H237V213H235L234 215L231 213L230 215ZM246 213H247V210H246ZM249 213V212H248ZM248 213H247V215H248ZM256 213V212H255ZM258 213V212H257ZM10 214H11V216H10ZM82 214V213H81ZM113 214V213H112ZM124 214V213H123ZM129 214V213H128ZM157 214V213H156ZM159 214V213H158ZM175 214H176V212H175ZM195 214V213H194ZM200 214V213H199ZM199 214H196V215H199ZM211 214H212V212H211ZM86 215V214H85ZM85 215L84 216H82L83 217V219H84V217H85ZM106 215V214H105ZM104 215V218L106 217ZM126 215V214H125ZM161 215V214H160ZM163 215V214H162ZM202 215H203V213H202ZM216 215V214H215ZM242 215V214H241ZM240 214H239V216H241ZM246 215V216H247ZM80 216V215H79ZM91 216H92V213H91ZM90 216V217H91ZM98 216V215H97ZM96 216V217H97ZM119 216V215H118ZM117 216V217H118ZM121 216H123L122 214H121ZM121 216H120V218H121ZM130 216V215H129ZM146 216V215H145ZM149 217H150V215H148ZM159 216V215H158ZM204 216H206V215H204ZM238 217V214L237 215H235V219ZM248 216H253V215H251V213L248 215ZM103 217V216H102ZM112 217V216H111ZM114 217H115V215H114ZM128 217V216H127ZM148 217V218H149ZM152 217L153 216H151V219H152ZM157 217V216H156ZM162 217V216H161ZM168 217V216H167ZM166 217V218H167ZM245 218V216H241V217H239V218ZM81 218V217H80ZM107 218H109V217H107ZM123 218V217H122ZM125 218H126V216H125ZM142 218V217H141ZM148 218H147V220H148ZM155 218V217H154ZM158 218V217H157ZM230 218V219H231ZM238 218V219H239ZM253 218V217H252ZM78 219H79V217H78ZM83 219H81V220H78V221H83ZM88 219V218H87ZM87 219H84L85 221H87ZM97 219H100V217H97ZM102 219V218H101ZM124 219V218H123ZM123 219H121V220H118V218H116V219H114V218H109V219H107L106 221L108 222V220H109V224H107L105 227H104V231H105V234L109 237V239H111V241L112 242H114V244L115 243H117V240L119 239V238H121V236H124L123 234H126V232L129 230H126V228H124V226L128 223V222H130V221H132L133 222V220H127V222L126 221H124ZM130 219V218H129ZM144 219L146 220V218L144 217ZM161 219V218H160ZM164 219H165V217H164ZM226 220L227 219H229V218H225ZM229 219V220H230ZM114 221V222H111V221ZM126 220V219H125ZM146 220V221H147ZM159 219H155V221H158ZM166 220V219H165ZM174 220V219H173ZM183 220V219H182ZM222 220H224V217H223V219ZM233 220H234V217H233ZM242 220H244V219H242ZM245 220H250V219H248V217L247 218H245ZM76 221V220H75ZM90 221H92L91 219H90ZM96 221V220H95ZM105 221V222H106ZM149 221V220H148ZM154 221V222H155ZM162 222H163V220H161ZM197 221V220H196ZM202 221V220H201ZM69 222V223H68ZM74 222V221H73ZM77 222V221H76ZM75 222V223H76ZM84 222V221H83ZM101 222V221H100ZM104 222V221H103ZM153 221H151V223H152ZM164 222H167V220L166 221H164ZM163 222V223H164ZM226 222V221H225ZM228 222H230V221H228ZM228 222H226V224L228 223ZM244 222V221H243ZM242 221H241V224L243 223ZM250 222H251V220L248 222L249 223V225H250ZM68 223V224H67ZM75 223H74V225H75ZM85 223V222H84ZM96 223H98L99 224V222H96ZM155 223H158V222H155ZM180 223H182L181 221H180ZM184 223V222H183ZM187 223V222H186ZM195 223V222H194ZM198 223V222H197ZM196 223V224H197ZM199 223H201L200 222V220H199ZM233 223V222H232ZM86 224V223H85ZM90 224V223H89ZM103 224V223H102ZM106 224V223H105ZM134 224V223H133ZM149 223H147L146 225H148ZM154 224V223H153ZM153 224H150V226L151 225H153ZM159 224V223H158ZM158 224L156 225V226H153L154 228H156L157 226H158ZM170 224V223H169ZM190 224V223H189ZM196 224H194V225H196ZM245 224H247V222H245ZM79 225H83V224H79ZM94 225H95V223H94ZM130 225H132V223H130ZM165 225V224H164ZM164 225H162L163 227H164ZM176 225H179V224H177L176 223ZM184 225H186L185 223H184ZM188 225V224H187ZM203 225V224H202ZM228 225V224H227ZM234 225V224H233ZM232 225V226H233ZM248 225V224H247ZM247 225H246V227H247ZM254 224H253V222H252V225H250V229H249V227L247 228V230H251L252 229V227L251 226H253ZM83 226H85V225H83ZM90 226H92V225H90ZM97 226V225H96ZM129 226V225H128ZM149 226V225H148ZM147 226V227H148ZM161 226V223H160V225H159V227ZM244 226V225H243ZM243 226H242V229H243ZM87 226H85L84 228H86ZM126 227V226H125ZM170 227V226H169ZM181 227V226H180ZM227 227V226H226ZM234 227H235V225H234ZM233 227V228H234ZM88 228H89V226H88ZM88 228H86V229H88ZM97 228V227H96ZM122 228H124V230L122 229ZM130 228V227H129ZM132 228H133V226H132ZM150 228V227H149ZM154 228H150V229H152L153 231H156V230H154ZM165 228H167V227H165ZM173 228V227H172ZM182 228V227H181ZM183 228H184V226H183ZM182 228V229H183ZM189 228H190V226H189ZM197 228V227H196ZM195 228V229H196ZM201 227H199V229H200ZM241 228V227H240ZM64 229V230H63ZM71 229V228H70ZM75 229V228H74ZM79 230L81 229V227L80 228H78ZM85 229V230H86ZM94 229V228H93ZM93 229H91L90 228V230H93ZM98 229V228H97ZM101 229V228H100ZM136 229V228H135ZM159 229L160 228H158V231H159ZM177 229V228H176ZM232 229V228H231ZM239 229V228H238ZM245 229V228H244ZM257 229V228H256ZM123 230V231H122ZM137 230V229H136ZM147 230V229H146ZM171 230V229H170ZM67 231H70V230H67ZM75 231V230H74ZM74 231H70V233L72 232V235L74 234L73 232ZM81 231H83V227H82V230H80L79 232H81ZM94 231V230H93ZM93 231H92V233H93ZM97 231H99V230H97ZM120 231H122L121 233H122V235L120 234ZM134 231V230H133ZM148 231V230H147ZM167 231V230H166ZM165 231V232H166ZM169 231V230H168ZM183 231H184V229H183ZM236 230H233V232H235ZM238 231V230H237ZM95 232H96V230H95ZM124 232V233H123ZM139 232H141V231H139ZM143 232H145V230L143 231ZM151 232V231H150ZM164 232V231H163ZM162 232V233H163ZM204 232V231H203ZM213 232V231H212ZM222 232H224V230L222 231ZM225 232H227V231H225ZM229 232V231H228ZM251 232L252 231H250V235H251ZM69 232H67V234H68ZM86 233V232H85ZM88 233H89V231H88ZM103 233V232H102ZM131 233V232H130ZM132 233H134V232H132ZM155 233V232H154ZM162 233H160L161 235H162ZM169 233L170 232H167V234L169 235ZM209 233H211V232H209ZM208 233V234H209ZM245 233V232H244ZM62 234V233H61ZM64 234V233H63ZM66 234V235H67ZM79 234V233H78ZM83 234V233H82ZM82 234H81V237H82ZM100 234V233H99ZM137 234H139V233H137ZM147 234V233H146ZM145 234V235H146ZM159 234V235H160ZM165 234V233H164ZM174 234V233H173ZM182 234H183V232H182ZM199 234V233H198ZM201 234V233H200ZM203 234V233H202ZM213 234H215V233H213ZM212 234V235H213ZM217 234V233H216ZM227 234V233H226ZM230 234H232V232L230 233ZM229 234V235H230ZM237 234V233H236ZM249 233H247V235L246 236H248V238L250 237V235H248ZM59 235V234H58ZM86 235H87V233H86ZM85 235V236H86ZM91 235H93V234H91ZM135 235V234H134ZM150 235V234H149ZM154 235V234H153ZM158 237H159V235L158 234H156ZM223 235V234H222ZM253 235V234H252ZM262 235V237H263V235L264 234H261ZM12 238H11V237ZM56 236V235H55ZM62 236V235H61ZM71 235L69 234V237H70ZM79 236V235H78ZM84 236V237H85ZM90 235H88V237H89ZM94 236H95V233H94ZM96 236H99V235H96ZM132 236V235H131ZM130 236V237H131ZM152 236V235H151ZM150 236V237H151ZM215 236V235H214ZM234 236V235H233ZM245 236V237H246ZM8 237H10L11 239L9 240V238ZM65 237V236H64ZM74 237V236H73ZM87 237V238H88ZM136 237V236H135ZM141 237V236H140ZM148 238H149V236H147ZM153 237V236H152ZM156 237V236H155ZM170 237H171V235H170ZM188 237V236H187ZM198 237V236H197ZM200 237V236H199ZM217 237V236H216ZM225 237V236H224ZM229 237H231V235L229 236ZM228 237V238H229ZM243 237V236H242ZM241 237V238H242ZM252 237V236H251ZM251 237H250V239H251ZM8 238V239H7ZM52 238V237H51ZM65 238H67V237H65ZM75 238V237H74ZM124 238V237H123ZM137 238V237H136ZM164 238H166V236L164 235ZM172 238V237H171ZM177 238H179V237H177ZM210 238H212L211 236H210ZM210 238H208V242L211 240ZM219 238H220V236H219ZM222 238V237H221ZM240 238V239H241ZM253 238H255V237H252V239ZM55 239V238H54ZM68 239V238H67ZM71 239V238H70ZM70 239H69V241H70ZM73 239V238H72ZM93 239H94V237H93ZM122 239V238H121ZM126 239V238H125ZM129 239V241L132 239H130V238H128ZM142 239V238H141ZM147 239V238H146ZM150 239V238H149ZM174 239H176L175 238V236H174ZM174 239H173V241H174ZM197 239V238H196ZM205 239H207V237L205 238ZM216 239V238H215ZM232 239V238H231ZM250 239H248V240H250ZM258 239V238H257ZM17 240V241H16ZM47 240V239H46ZM52 239H49V242H51V243H53L52 241H51ZM64 240V239H63ZM78 240H79V238H78ZM102 240V239H101ZM120 240V239H119ZM155 240V239H154ZM153 240V241H154ZM157 240V239H156ZM158 240H160V239H158ZM162 240V239H161ZM165 240V239H164ZM168 239H166V241H167ZM172 240V239H171ZM179 240H180V238H179ZM182 240V239H181ZM184 240V239H183ZM182 240V241H183ZM193 240V239H192ZM191 240V241H192ZM218 240V239H217ZM239 240V239H238ZM259 240V239H258ZM257 240V241H258ZM263 240V239H262ZM13 241V242H12ZM43 241H45V240H43ZM60 241V240H59ZM58 241V242H59ZM65 241H67V240H65ZM71 241H73V240H71ZM80 241V240H79ZM85 241H87V240H85ZM90 241V240H89ZM111 241H108V242H111ZM133 241V240H132ZM135 241H137V240H135ZM138 241H140V240H138ZM143 241V240H142ZM142 241H140V242H142ZM149 241V240H148ZM178 241V240H177ZM181 241V242H182ZM188 241V240H187ZM186 241V242H187ZM195 241V240H194ZM198 241V240H197ZM223 241H225V240H223ZM243 241H245V238L243 239ZM242 241V242H243ZM251 241H255V240H250L249 241V243H251ZM260 241V240H259ZM20 243V245H22L21 247H19V249H16L15 248V244H17V243ZM24 242V243H23ZM46 242V241H45ZM57 242V243H58ZM76 242H78V241H76ZM81 242H84V241H81ZM93 242V241H92ZM107 242V241H106ZM123 242H125V241H123ZM134 242V241H133ZM147 242V241H146ZM152 242V241H151ZM168 242V241H167ZM175 242V241H174ZM174 242H172V244L174 243ZM181 242H180V244H181ZM211 242V241H210ZM214 242H215V240H214ZM226 242V241H225ZM228 242V241H227ZM240 242L241 241H239V244H240ZM261 243H262V241H260ZM14 243V244H13ZM19 243H18V245H19ZM23 243V244H22ZM39 243H40V241H39ZM41 243H44V242H42L41 241ZM63 243V242H62ZM66 243V242H65ZM69 245H70V243L69 242H67ZM127 243V242H126ZM132 243V242H131ZM142 243H144V242H142ZM142 243L140 244V245H142ZM152 243H155V241L154 242H152ZM159 243V242H158ZM157 243V244H158ZM160 243H162V242H160ZM160 243H159V245H160ZM189 243V242H188ZM187 243V244H188ZM193 243V242H192ZM191 243V244H192ZM212 243V242H211ZM216 243V242H215ZM217 243H218V241H217ZM216 243V244H217ZM219 243H220V240H219ZM231 243V242H230ZM237 243V242H236ZM235 243V244H236ZM248 243V242H247ZM258 243V242H257ZM256 243V244H257ZM54 244H56V243H53V245ZM59 244H61V242L59 243ZM73 244V243H72ZM75 244V243H74ZM73 244V245H74ZM80 244V243H79ZM89 244V243H88ZM111 244V243H110ZM134 244L136 245L137 243L136 242H134ZM144 244H146V243H144ZM163 244V243H162ZM171 244V243H170ZM186 244V243H185ZM186 244V245H187ZM221 244H223V243H221ZM233 244V243H232ZM243 244L245 245L246 243L245 242H243ZM264 244V243H263ZM32 245V246H31ZM38 245V247L40 246L39 244H37ZM37 245H35V246H37ZM45 245V244H44ZM43 245V246H44ZM58 245V244H57ZM56 245V246H57ZM63 245V244H62ZM61 245V246H62ZM65 245V244H64ZM73 245H71V246H73ZM76 245H78V244H76ZM109 245V244H108ZM108 245H107V248H110V246L108 247ZM112 245V244H111ZM116 245V244H115ZM123 245V244H122ZM132 245V244H131ZM152 245V244H151ZM151 245H149V247L151 246ZM158 245V246H159ZM164 245V244H163ZM175 245V244H174ZM179 245V244H178ZM177 244H176V246H178ZM183 245V244H182ZM212 245V244H211ZM225 245V244H224ZM227 245V244H226ZM262 245V244H261ZM66 246V245H65ZM70 246V247H71ZM82 246H83V244H82ZM81 246V247H82ZM133 246V245H132ZM138 246H139V244H138ZM165 247L167 246V245H164ZM180 246V245H179ZM189 246V245H188ZM191 246V245H190ZM194 246V245H193ZM214 247H215V245H213ZM219 247H220V245H218ZM222 246V245H221ZM231 246V245H230ZM233 246V245H232ZM248 246V245H247ZM37 247V248H38ZM46 247V246H45ZM44 247V248H45ZM50 248V246H47L46 247V249L47 248ZM52 247V246H51ZM58 247V246H57ZM63 247V246H62ZM68 247V246H67ZM73 247H75V246H73ZM72 247V248H73ZM79 247V246H78ZM111 247H113V245L111 246ZM118 247V246H117ZM116 247V248H117ZM149 247H147V248H149ZM152 247H153V245H152ZM154 247H156V245H154ZM160 247H161V245H160ZM169 247V246H168ZM182 247V246H181ZM192 247V246H191ZM223 247V246H222ZM225 247V246H224ZM236 247V246H235ZM255 247H257V246H255ZM26 248V249H25ZM34 249L36 248V247H33ZM40 248V247H39ZM48 248V249H49ZM64 248V247H63ZM63 248H60V250L61 249H63ZM72 248H70L72 251L74 250V249H72ZM96 248V247H95ZM94 248V249H95ZM141 248V247H140ZM143 248H145V246L143 245ZM156 248H159V247H156ZM155 248V249H156ZM161 248H163V246L161 247ZM180 248V247H179ZM233 248V247H232ZM250 248V247H249ZM263 248H264V246H263ZM41 249H43V247L42 248H40L39 250H41ZM46 249H45V252H46ZM48 249H47V252H48ZM54 250H55V248H53ZM52 249V250H53ZM67 249V248H66ZM66 249H65V251H66ZM97 249V248H96ZM118 249V248H117ZM137 249H138V247H137ZM169 249V248H168ZM168 249H167V251H168ZM190 249V248H189ZM192 249V248H191ZM211 249V247L209 248V250ZM214 249L215 248H213V251H214ZM223 249V248H222ZM234 249V248H233ZM261 249V248H260ZM35 250H37V249H35ZM53 250V251H54ZM57 250V249H56ZM78 250V249H77ZM91 250H92V248H91ZM109 249H107V251H108ZM115 250V249H114ZM119 250L121 251V249L119 248ZM134 250H135V248H134ZM139 250V249H138ZM150 250H151V248H150ZM159 250V249H158ZM163 250V249H162ZM177 250V249H176ZM185 250H186V247H185ZM194 250V249H193ZM193 250H191L192 252H193ZM217 250H218V248H217ZM247 250V249H246ZM250 250V249H249ZM38 251V250H37ZM42 251V250H41ZM50 251H51V248H50ZM58 251V250H57ZM63 251V250H62ZM62 251H60V252H62ZM64 251V252H65ZM80 251V250H79ZM78 251V252H79ZM82 251H85V250H82ZM88 251V250H87ZM90 251V250H89ZM104 251H106V250H104ZM110 251V250H109ZM124 251V250H123ZM122 251V252H123ZM126 251V250H125ZM124 251V252H125ZM128 251V250H127ZM166 251V250H165ZM164 251V252H165ZM167 251L165 252V253H167ZM183 251V250H182ZM181 251V252H182ZM211 251V253H212V249L210 250ZM222 251V250H221ZM236 251V250H235ZM237 251H239V250H237ZM245 251V250H244ZM244 251H243V253H244ZM259 251V250H258ZM46 252V253H47ZM56 252V251H55ZM54 252V253H55ZM59 252V253H60ZM67 252H68V250H67ZM71 252V251H70ZM74 252V251H73ZM92 252H93V250H92ZM91 252V253H92ZM95 252H97V251H95ZM115 252H117L116 250H115ZM137 252V251H136ZM151 252V254H152V252H154V250L152 251H150ZM179 252H180V250H179ZM184 252V251H183ZM187 253H189L188 252V250L186 251ZM206 252V251H205ZM230 252V251H229ZM242 252V251H241ZM240 252V253H241ZM263 252V255H264V251H262ZM29 253H31V252H29ZM42 253V252H41ZM53 253V254H54ZM81 253V252H80ZM85 253V252H84ZM94 253V252H93ZM101 253V252H100ZM106 253V252H105ZM104 252L103 253H101V254H105ZM110 253V252H109ZM144 253H145V251H144ZM159 253H160V250H159ZM164 253V254H165ZM215 253V252H214ZM220 253V252H219ZM224 253H226V252H224ZM223 253V254H224ZM256 253L258 254V252L256 251ZM15 254V255H14ZM33 254H34V252H33ZM45 254V253H44ZM49 254V253H48ZM75 254H77L76 252H75ZM86 254V253H85ZM95 254V253H94ZM107 254V253H106ZM105 254V255H106ZM112 254V253H111ZM119 254V253H118ZM117 254V255H118ZM126 254V253H125ZM124 254V255H125ZM139 254H140V251H139ZM148 254V253H147ZM150 254V255H151ZM154 254V253H153ZM157 254V253H156ZM172 254V253H171ZM170 254V255H171ZM191 254V253H190ZM218 254V253H217ZM239 254V253H238ZM251 254V253H250ZM249 254V255H250ZM14 255V256H13ZM30 255H32V254H30ZM41 256H42V254H40ZM56 255H58V254H56ZM63 255H64V253H63ZM62 255V256H63ZM68 255H69V253H68ZM74 255V254H73ZM88 255H90V253H88ZM110 255V254H109ZM115 255V254H114ZM120 256H121V254H119ZM131 255V254H130ZM142 255H143V252H142ZM159 255H161V253L159 254ZM183 255V254H182ZM189 255V254H188ZM226 255V254H225ZM229 255H231V254H229ZM242 255V254H241ZM247 255V254H246ZM245 255V256H246ZM252 255V254H251ZM259 255V257H260V253L258 254ZM40 256V257H41ZM44 256V258L46 259V257H47V255H46V257H45V255H43ZM85 256V258L86 259H90L89 258V256L88 257H86V255H84ZM101 256H103V255H101ZM101 256H98V258L99 257H101ZM111 256V255H110ZM147 256V257H146ZM145 256V259L146 258H148V256L149 255H146ZM152 256H154V255H152ZM162 256H163V254H162ZM174 256H175V254H174ZM173 256V257H174ZM179 256H181V255H179ZM212 256V255H211ZM214 256V255H213ZM217 256V255H216ZM223 256V255H222ZM238 256V255H237ZM243 256V255H242ZM248 256V255H247ZM254 256V255H253ZM252 256V257H253ZM56 257V256H55ZM58 257H59V255H58ZM60 257H61V254H60ZM59 257V258H60ZM70 257H71V255H70ZM77 258H79V255L78 256H76ZM104 257H106V256H104ZM115 257H116V255H115ZM117 257H119V256H117ZM133 257V256H132ZM138 257V256H137ZM159 257H161V256H159ZM159 257H157V258H159ZM164 257H165V255H164ZM173 257L171 258V259H173ZM182 257V256H181ZM184 257V256H183ZM192 257H195V255H192ZM200 257V256H199ZM206 257V256H205ZM225 257V256H224ZM244 257V256H243ZM250 257V256H249ZM249 257H247L248 259H249ZM256 257V256H255ZM254 257V258H255ZM261 257H262V259H261ZM261 257L260 258H258L257 260L258 261H260V259L261 260H263V256L261 255ZM35 258V257H34ZM58 258V259H59ZM63 258V257H62ZM72 258V257H71ZM73 258H75V257H73ZM77 258H75V259H77ZM96 258V257H95ZM121 257H119V260H121L120 259ZM122 258H125V256H123L122 255ZM140 258V257H139ZM138 258V259H139ZM142 258H143V256H142ZM141 258V259H142ZM153 258V257H152ZM154 258H155V256H154ZM157 258H155V260H157ZM162 258V257H161ZM161 258H159V259H161ZM167 258V257H166ZM190 258V257H189ZM211 258H213V257H211ZM226 258H227V256H226ZM247 258H245V259H247ZM254 258H252V259H254ZM9 259V260H10ZM43 258H41L40 260H42ZM64 259V258H63ZM93 259V258H92ZM99 259H101V258H99ZM98 259V260H99ZM107 259V258H106ZM133 259V258H132ZM140 259V260H141ZM149 259V258H148ZM164 259V258H163ZM176 259H178L177 257H176ZM184 259H186V258H184ZM184 259H182L183 261H184ZM188 259V258H187ZM196 259H197V257H196ZM200 259V258H199ZM206 259V258H205ZM221 260H222V257L220 258ZM230 259V258H229ZM234 259V258H233ZM232 259V260H233ZM235 259H237V258H235ZM240 260H241V258H239ZM33 260V259H32ZM44 260V259H43ZM51 260V259H50ZM49 260V262L48 263H50L51 264V261ZM55 260V259H54ZM57 260V259H56ZM61 261H62V263H64L63 262V260L62 259H60ZM95 260V259H94ZM93 260V261H94ZM103 260V259H102ZM113 260H115V258L113 259ZM127 260V259H126ZM133 260H135L136 261V259H133ZM139 260V261H140ZM153 260V259H152ZM167 260V259H166ZM170 260V259H169ZM174 260V259H173ZM190 260V259H189ZM213 260V259H212ZM227 260H228V258H227ZM13 261V260H12ZM22 261V260H21ZM36 261H38V259L36 260ZM58 261V260H57ZM76 261V260H75ZM82 261V260H81ZM90 261V260H89ZM104 261V260H103ZM122 261V260H121ZM142 261H143V259H142ZM149 261V260H148ZM147 261V262H148ZM159 261V260H158ZM161 262H163V260H160ZM165 261V260H164ZM209 261H211V260H209ZM223 261H224V258H223ZM230 261V260H229ZM235 261V260H234ZM239 261V260H238ZM238 261L236 262V263H238ZM243 261V260H242ZM254 261H256V259H254ZM11 262V261H10ZM15 262V261H14ZM13 262V263H14ZM22 262H24V261H22ZM29 262V261H28ZM39 262H41V261H39ZM54 262H56V261H54ZM54 262H52V263H54ZM60 262V261H59ZM68 262V261H67ZM115 262V261H114ZM119 262V261H118ZM127 262H128V260H127ZM126 262V263H127ZM146 262V263H147ZM155 263H156V261H154ZM153 262V263H154ZM165 262H167V261H165ZM181 262V261H180ZM204 262H205V260H204ZM214 262H215V260H214ZM244 262V261H243ZM242 262V263H243ZM248 262V261H247ZM19 263H20V261H19ZM44 263H45V261H44ZM56 263H58V262H56ZM55 263V264H56ZM62 263H60V264H62ZM76 263V262H75ZM77 263H78V259H77ZM76 263V264H77ZM86 263V262H85ZM94 263V262H93ZM99 263H102V262H99ZM111 264L113 263V262H110ZM109 263V264H110ZM117 263V262H116ZM115 263V264H116ZM135 263V262H134ZM151 263V262H150ZM160 263V262H159ZM169 263H172V261L171 262H169ZM212 263V262H211ZM210 263V264H211ZM225 263H229V262H225ZM232 263V262H231ZM235 263V264H236ZM250 263H252V262H250ZM256 263V262H255ZM7 264H9V262L7 263ZM17 264V263H16ZM37 264V263H36ZM46 264V263H45ZM83 264V263H82ZM96 264V263H95ZM97 264H98V262H97ZM103 264V263H102ZM119 264V263H118ZM123 264V263H122ZM125 264V263H124ZM128 264H133L132 263V260H131V263H130V261H129V263ZM145 264V263H144ZM163 264V263H162ZM180 264H182V263H180ZM240 264V263H239Z\"/></svg>",
    "mask_w": 264,
    "mask_h": 264
}]
</instances>
